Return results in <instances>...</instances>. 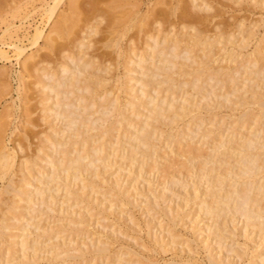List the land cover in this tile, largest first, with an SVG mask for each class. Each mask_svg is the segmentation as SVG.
Returning a JSON list of instances; mask_svg holds the SVG:
<instances>
[{
	"label": "rangeland",
	"instance_id": "rangeland-1",
	"mask_svg": "<svg viewBox=\"0 0 264 264\" xmlns=\"http://www.w3.org/2000/svg\"><path fill=\"white\" fill-rule=\"evenodd\" d=\"M26 1H24V0H0V45H1L2 49L4 50V52H7V54H8V56H6V55L0 56V125H1L0 126V132H1L0 133V135H1L0 141L2 139V141L5 142V146H6L7 150H9V151H12L17 146L18 147L20 146L19 148L17 147L15 149V152L18 153V154L15 153L16 157H15V160L13 163L15 166L13 165L11 168L12 170H9L7 172L8 174L6 173V175H8L7 177L5 175L6 178L3 179V176H2V178L0 176V187H2L0 190L3 191L4 186H6L8 183V179H10L11 177L15 179L17 176L16 179L18 180V178H20V176H22L21 174H24L23 172H26L25 175L27 174L28 176H32L33 179L40 177L42 175H44V176H42L41 181L43 180L44 177H46V179L44 178V182L40 181L41 182V183L39 182L40 186H38L39 183L35 182L36 179L34 180V182H35L34 183V182H32L33 180L30 181L31 177L27 176L26 179L23 178L22 180L23 181L28 180L29 183H33V184H31V185L27 184L31 189L28 186L27 187L24 186L25 189L27 188V190L30 191V193L33 190V192L31 193L33 195L34 192H35V194L37 193L36 190H34L37 187L40 190L43 189V188H40L42 186L44 188H46V187L49 188V190H51L53 188L52 192L55 190L53 192L55 195H53L52 192H51V194L55 198L54 199L52 198L53 199L52 200L49 197V200H48V196L51 195L50 193H49L50 195L49 194L47 195L48 189L44 190V192L46 191L45 192L46 195L43 192L44 197L42 194H39V193H37L36 195H33L32 196L33 199L35 198V196L37 198V199H35L36 201L33 200L35 202L32 201L33 204L32 203L30 204V202H28L26 200V197H27L26 195H22L21 196L22 199H20V198H18V196H16L17 198H14V199L16 201L20 200V202L17 201L18 203H20V204L17 203V206L18 207L20 206V208H19L20 210H16V209H18V207L15 209L16 211L13 209L16 213V216H14L15 213L14 212L12 213L13 210L7 208L6 204L3 203L4 197H6V199H7L8 194H10V192L8 193L6 190H4L5 194H3L0 191L1 192L0 199L2 197V200H3L2 203H0V208L3 209V211H4V209H6V210L8 209L7 211L5 210L4 212H6V213L5 214L3 213V216L0 215V217L2 216L3 218L7 219V221L4 219L7 222L6 224H8V225L10 224L9 228H8V226L6 227L7 233L9 232L7 235L8 237H6L3 233L0 232L2 234L1 236H3V237L0 236V264H35V263L37 264V261H38V264H167V263L168 264H215V263L216 264H260L261 258H260L259 253L262 250H264V241H262L261 237L258 235V230L256 228L254 230V228L250 224H248V226H246V224H244L245 220H243L245 218L239 216L240 214H237V213L234 214V212H236L233 209L234 203H231V205H233V208H232V206H230L231 208L227 209V210L231 211V212L229 211L230 213L229 212L227 213L226 212L227 210L225 212H222L224 210L222 209V211H221V209H220V211L222 213L219 212L220 216H221V217L219 216L220 218L218 217L219 219L217 218V219L213 220L212 218H209V217H211L209 213L203 212L206 210L201 209V206H204L206 202L211 201V197H210V194L208 193V191H206V189H202V188H206V185H207L206 175L204 176V174H209V173L211 174V172L207 168H206L207 171L205 170L203 173L201 172V170L194 171V170H198V169H196V167L199 168V166H200L198 164V160L197 161L195 160V162L191 161V163L189 162L190 164H188V161L185 160V157L179 156V155H181L179 148L180 147H181V149H182V147L185 148V146L187 144L184 141H186V142L190 141L192 138L191 142L192 143L194 142L192 145H195V143H196L197 145H195V146L201 147V148H199V149H201V151L207 150L206 152H203V153H207L210 150V148L215 146V144L212 143V142H215V140L214 141L212 140V138H211L212 136L215 137L216 139H220L219 141H220V143H222V141H225V142L230 141L231 142L233 137H238V136L242 137L243 135L252 136L251 133L255 134V133H257V130H258V134H261V132L262 133L264 132L263 131L264 124L262 125V123L260 121H259V123L255 122V124L258 123V124H256V126H254V124L251 122H246V125L243 128L242 127L243 125L239 121H238L239 122V124H238V122L236 120H234L235 114L237 113L236 114V116H237L239 114V112L242 111V109H244L248 106L247 100L249 99V97L247 95H249V93H251L253 91V88L256 89V87L257 88L261 87L263 89V87H264V82L258 81V80L264 81V78L260 79V78L255 77V76H251L250 72H248V71L246 72V70L247 69L250 70V68L245 69V72H246L245 74H244V70L240 69V74L238 75L236 73H239V71L236 72V70L239 68V66L235 65L239 61H240L238 63L239 65L246 62L248 59V54H249V57H253V55L256 56L260 52H261V54H259V55H264L263 54L264 46L263 47L261 46L262 43L264 44V39L262 38V37H264V35H263L264 34V8L262 7V4H263L262 0H258L259 3L257 0H246V2H244V0H240L241 3H243V5L240 3V1L237 2L236 0H205L206 1L205 3L206 4L208 3L209 7L208 8L205 7L201 11L198 8L199 10L197 11L198 12V15H197L198 19L199 18L202 19V20L199 19L200 23H199V20L197 19V17H196V20H192V18H186L182 14V7L184 6V4L185 5L189 4L190 0H127V1L126 0H62L60 2V4L58 5V7L56 8L54 15L52 16V18L50 20H48V16L45 13V10L49 6V4L52 3V0H26ZM71 1H75V2L77 1L78 2V3H75V6L73 7L74 9L72 7H69V5H71L70 3H74ZM195 1H197V0H195ZM177 2H179L180 5ZM76 4L79 5V7L76 6ZM119 4H120V6H119ZM177 4L180 7L174 6ZM259 4L262 8L259 6ZM173 7H174V9L172 10ZM175 7H177V9H178L177 11H176ZM68 8L72 9L74 11V13L71 12L72 10L70 11ZM14 9H15V11H14ZM109 9H111V10H109ZM174 10L176 13L174 12ZM203 12H204V16H206L205 18L203 17V15L200 17V14H203ZM68 13L73 14V15L70 16V15H68ZM137 13H139V14L141 13L140 17H138L139 14H137ZM172 13H174V14H172ZM144 14L148 15V17L146 18ZM63 15L64 16L68 15L65 17L70 18L69 21H67L68 19L66 20L67 22H69L68 24H70L71 22L74 21L75 25L71 24L72 25L71 28L73 30V31L72 30L71 31L74 33L69 32L68 34H71V33L72 34L68 35V36L66 35V37H63L64 40H62V38L60 41L56 39L57 42H56V40H54V42H53L54 45H52L53 46L52 47L50 43H47L48 41H46V39L51 34V30L54 28V26L58 22L59 18L63 17ZM244 15H245V17H244ZM207 16H208V18H207ZM143 17L146 18L145 21H143V19H144ZM158 17L162 18V19H160L162 21H160V20L158 21ZM183 17L185 18V20ZM139 18L142 19V21L145 23H143V22L141 23ZM243 18H246V19H243ZM133 19H135V20H133ZM189 19H191V20H189ZM241 19H243V20H241ZM255 19H257V20H255ZM153 21H155V23L157 25L155 23L154 24L151 23ZM182 21H185L184 22L185 24ZM160 22H162V23H160ZM240 22H242V24ZM257 22H260V23H257ZM238 23H239V25L240 24L244 25V23H245V25L243 27L240 25V27H241L240 28L239 26H237ZM97 24H98V26H97ZM160 24L162 26H160ZM186 24L188 25V27L187 26L184 27ZM255 24H256V26H255ZM114 25L115 26L117 25V26L115 27ZM194 25L196 26V28L199 27L197 29H201L203 32L205 31L204 35L210 34L212 36V34H213L215 36L216 32H220L221 29H223V30L226 29V31L222 30L223 34L220 32L221 33L220 36H219V33H217L218 38L221 40L220 37L222 35L225 37V35H227L229 32H230V35H228V36H230V37L232 36V37L230 39L229 37L227 38V36H226L225 37L226 39L224 38V39H222V41H219V40H216L217 35L215 37L212 36L215 39L213 41L211 40V42L219 41L220 45L217 44L218 42H216L215 44L213 43L214 44L213 46H212V43H210L211 46H210V44L209 45L207 44V46H204L205 43H204V41H202V39H204V38H202L204 35L201 36L202 31L200 30L201 32H199L197 29L195 30ZM218 25L220 28L219 27L216 28V26H218ZM135 26H136V28H135ZM141 26H142V28H141ZM170 26H172V27H170ZM43 27H44V30L42 33V37L38 40V42L35 43L33 37L36 33V28H43ZM193 27H194V29L192 30ZM253 28H254V30H253ZM212 29H214V30H212ZM92 30H96V33H95V31L93 33ZM228 30H229V32H228ZM230 30H232V32ZM239 30H240V32H239ZM120 31H122V33L124 32V34H123V37L120 35L119 36L120 38H119L117 35H119L118 32H120ZM158 31H159V33H158ZM194 31H196V33L199 32L198 36H201L202 39L201 38L199 39V37H197L196 34H194L195 33ZM249 31L250 32L254 31L255 33L251 32L254 34L252 36L250 35L247 38V36H248L247 34H250ZM156 32L158 35H156ZM241 32L242 33L245 32L244 34H242L243 36L242 35L239 36L241 34ZM122 33L120 32V34H122ZM224 33H226V34L224 35ZM231 33L234 35H231ZM187 34L188 35L190 34V36L192 38L194 37L193 41L195 42L194 43L195 45L192 43L193 41L190 40L191 37L188 36ZM154 35H156V36L150 37V36H154ZM207 35H205V36H207ZM244 36L246 37V38H244V42L249 41V42H246L247 44L244 42H241V39L243 40ZM113 37L114 38L117 37L120 40L119 39L118 40L113 39ZM149 37L152 38L151 41H150ZM156 37L159 39V41L157 39L159 44L167 43L169 45H172V44L177 42L180 45V46H178V48H180L182 50H180V49L176 50V48L174 50H176L179 55L181 54L179 52L185 53V50L187 51L186 53L189 54L187 49H189V51L191 50L190 54H189V56L191 55L190 58H189V56H187L188 54L186 55V53H185V55L184 54L181 55V56L184 55L183 58H181V56L179 57V59H178L179 61L177 59H172L173 61L176 60L177 62L176 61L175 62L177 64L179 62L181 63L182 61L184 64H186L187 59H188V63L190 61V63L193 64L192 60H190V59H193V61L195 59L194 62L196 63V61L198 59H199L198 61H200L203 58L202 57L200 59L199 57L205 55L204 60L206 57H208V59L206 58V60H209V58H211V57L213 58V59L209 60L208 64L209 65L211 63L212 64L207 69L208 71L205 70V72L207 71V73L208 72L210 73V70L212 71V69H213V68L211 69V66H213L215 68V69H213L215 73L218 70L221 73L223 71L225 72L226 69L222 70L220 68L223 65V68H225L224 66H226V67L229 66L228 68L230 71H228V72H230V74L232 72V73L240 76V78H242V76L244 75L243 77L245 78V76H247L248 79L247 78H245V79L243 78V80L238 79L241 82V83H238L239 81L236 79L238 76L235 75V77H236V78H234V79H236L235 82L233 80H231L234 83L233 82L230 83L231 81L229 79H227V78H230V74H229V76H227L228 75V74L226 75L227 71L225 73L223 72L224 74L222 73L223 76L220 74L222 76V78H220V75H218V74L215 75V73L213 72L214 73L213 75L215 77L218 76L217 83H218V81H221V86H220L219 83H218L219 84L218 85V84H216L215 81H213V82L210 81L211 79L213 80L214 76L212 78L209 76L207 77V73H203L206 75V76H204V75L203 76L207 77L205 79L202 76L206 80V83L204 82L205 80L203 78H202V81L200 79L199 82H203L204 85L206 84V86H204V89L205 88L206 89L205 90L203 89V90L205 92L208 90L207 91L208 93L206 92L207 94L204 92H199L200 93L199 94L193 90L189 91V89H192L191 82L188 85L181 84V86L184 85V87L181 88V86H180L179 91L177 90L178 88L175 89V87H173L175 89L174 90L171 87L170 89H172V91L177 90L175 92L176 95H175V93L172 94V92H170V94H169V92H168V97H171L172 95H174V97L176 99L178 97L179 100H176V101H178V103L181 104V106H183V104L185 106L187 104L189 105V101L192 102V103H190V105L192 104L191 106L190 105L187 106L188 108L189 107L190 108L189 109L186 108L187 110L185 109L186 113L189 112L190 115L185 114L184 117L187 116V118L188 117L190 118V116L192 114H195L194 116H196V117L194 118L192 115L194 120L190 118L189 119V120H191L190 122L187 120L186 117H185L186 120L182 117V119L184 121L179 120L180 122H176V124L178 123L177 126H181V127L177 128V126H175V129L176 128L181 129V131L183 132L182 133V132H180V130L178 132L177 129H176L177 130L176 131L174 128H172L176 124L173 121H170L171 123L172 122L174 123V125H173V123L171 125V123L169 122L170 116L168 114V113H171V111L170 112H169V110H168V112L166 111V115L168 114V118L166 116V117H163L161 120L163 121L164 118H167L169 123L166 122L167 120L164 121L166 125L168 123V125L166 126L164 124V122L162 123V121H161L160 123L163 124L162 127L165 128V126H166V131L168 133L171 132L173 135L180 134L184 141L182 139H181L182 140L181 141L180 138L178 137L180 135H178V136H176V138H178L177 140H179V141H175L172 139L169 141V143H167V141L165 140L166 141L165 142L163 139V137L166 139V137H165L166 131L164 128L162 130L160 129L162 132L165 131L164 132L165 134H163L162 132H161L162 133L161 135L158 134L159 136H157V137H159L158 138L159 140H160V137L162 136L161 141H160L161 143H159L161 146L157 143L159 145V147L157 145V147H158L157 151L158 152L156 153V157H155V154H152V157H148L147 161L145 160L146 166L144 165L145 167H143V168L146 170V172L144 169H142V170L139 169V163H138L139 161L138 160L134 161L135 163L136 162L137 163H136V165L134 163L133 165H135V166L131 167V164H129L130 161L128 160L127 156H123L124 154L128 155V152H129V150H128L129 145H126V144H128L126 142H128L127 139H128L129 134H130L128 132V130L130 131V129H132V127H131L132 125L129 126L130 128H126L127 132L124 133L125 135L120 134V133L125 132V131H123L125 129H122V130L120 129L119 133L115 129V131L118 134L117 133L115 134L114 130H113L110 138L107 137V139L105 138V140L102 139L105 141V143L109 142L108 144L106 143L107 147H103L104 152L102 151L103 158H104V156L107 155L105 157L106 163L104 160L103 161L97 160V163H98V161L101 163L100 165L102 167V170L99 169V171H101V172H99L97 169V171L99 173H96V174H94L93 172L92 173L89 172L90 175L88 173H84L87 178H88V176H90L89 179H87L88 181L85 179L86 178L85 177L84 179L86 180V182L85 181L83 182V180L82 181L79 180L80 182L78 181L77 183L72 182V181H74V179H70L71 178L70 176L66 177V175H64L65 174L64 171L62 173L61 172L62 170L59 168V166H58V168L60 169V173H59V171L52 170V169H56L57 166L55 168L52 166L55 164V162L58 163L59 157L61 158V156H62V155L60 156V154H61L60 152H62V149H61L62 146H60V148L58 147V149H56L57 143L54 140V138L57 139V138L64 137L65 139H68L66 137H67L68 133L71 132V131H69V129L72 128V127L71 128L67 127V125L65 124V121L62 117V113H64V111H66L65 113L68 112L65 109L70 108V107L67 108L68 106H70V103L72 104V107L80 104L79 107L77 106L78 109H80V110L82 109L80 107L84 106L82 111L85 109V105H87L90 109H92L90 104L88 105V103H87L90 101V99L87 101V99L84 100V98H82V97L83 96L86 97L87 95H88V97H90L89 95L93 92H96L97 89H98V91L96 92L97 94H96V96H94L95 100L98 97H99V100L102 99V96L104 95V94H102L103 92L106 94V91L107 92L111 91L112 94L110 92H108V94L110 93L111 95L110 94H109V96L104 95V97L110 98V96H111L112 98H114V95H115V97H117V99L120 98V101H119L120 103L119 102L118 103L120 104L121 108L124 109L125 107H128L126 105L124 107V103H125L124 101H126V99H128L125 94H127V96L128 95H130V96L135 95L137 98V95H139L141 93L140 90L138 89L140 87V86L138 87V84L140 85V83H138V81H137V77L141 75L140 74L141 70H139V69L137 70V67H139L137 64L135 65V66H137L136 68L133 65V63H136L135 60L137 59L134 57L136 55H137L136 57H139L141 55L145 59L144 64H146L147 61L149 62L150 59L149 60H147V59L149 58L148 55L151 54V50H150V48H148L149 51H148V54L146 57L145 55H146V52L148 49H147V47H145V45H147V46L151 45L153 42V38H156ZM212 37H211V39H212ZM239 37H240V39H239L240 42L235 43L234 39H235V41L236 40L239 41L237 39ZM249 38H250V40H249ZM260 38H261V42L259 41ZM58 39H60V38L58 37ZM112 39H113V41L117 40V44H115V42H113L115 45V48L113 47L114 45L111 42ZM148 39L151 42V44H150V42L147 41ZM246 39H248V40H246ZM103 40H104V43L106 45L103 43ZM133 40H134V43L132 42ZM161 40L163 43L161 42ZM163 40H165V43ZM166 40L169 41L170 43H168ZM195 40H198L199 44H198V41H195ZM209 40H210V38H209ZM223 40H225V41H223ZM230 40H233L234 43H232V41L230 42ZM82 41H83V43H86V47L84 46L85 48L82 46L85 50L83 48H81V45L83 44V43H81ZM90 41H92V42H90ZM119 41H120L121 46L118 44ZM172 41H174V42H172ZM130 42H132V44ZM202 42H203V44H202ZM221 42L222 43L226 42L228 44L222 45ZM13 43L18 44L20 47H24L25 51L22 54H18V52H15L16 47L14 46ZM110 43H112V46H110L111 45ZM177 43H176V46H177ZM190 43L193 44L192 45L193 48H191L192 46H190V48H189ZM196 43H197V46H196ZM239 43H241V44L243 43L245 45H241V44L239 45ZM102 44H104V46H102ZM108 44H110L109 47H108ZM129 44H131V45H129ZM234 44H238V46L237 45L234 46ZM10 45H12L14 47H12V46L10 47ZM246 45H247V48L244 47ZM257 45H259L258 48L256 47L257 50L259 51L258 53H256L257 50L255 48V46H257ZM209 46H210V48H209ZM232 46L234 47V49L236 47L241 48L243 46V49L242 48L241 49L236 48V51H234V54H235V56H238V58L235 60V56H234L233 62H232V60L230 61L229 59H228V61H230V62H225L228 58L227 56L226 57L224 56L226 54L225 52L227 49L229 50L230 48H233ZM225 47H226V50L222 49ZM117 48L120 50L118 51ZM143 48H145V50H143ZM51 49H53V50H51ZM86 49H88V51ZM116 49L119 52V54L122 52L120 57H119V54L117 53ZM203 49H205V50H203ZM144 51H146V52H144ZM176 51H174V52H176ZM252 51H253V54H251ZM127 52H129V54H127ZM236 52L238 55L236 54ZM239 52L242 53V55H244L243 58H242V56H239L240 55ZM254 52L256 53V55ZM133 53L134 54L137 53V54H135V56H134ZM170 53L171 52L168 51L167 54L170 55ZM64 54H66V56ZM178 54H177V56H178ZM201 54H203V55H201ZM68 55H70V57L71 56L73 57V58H70V60L74 59V61L72 60L73 63H72V61L69 60ZM169 55H167V56H169ZM31 56L34 59L33 58L31 59L30 58ZM222 56H224V57H222ZM62 57H63V59H62ZM67 57H68V60H67ZM81 57H82V59H81ZM185 57L186 58L188 57V58L184 59ZM173 58H176V57H173ZM224 58H226V60ZM131 59L133 61H131ZM223 59L225 60L224 61L225 63L223 62ZM244 59H246V61ZM38 60L41 62V64L39 63V65H41L42 68H43V66H45L46 70L45 69H42V71L39 70V69H41V67L39 65L38 66L36 65V64H38V63H36ZM108 60H110V61H108ZM234 60H235V62H234ZM80 61H81V63H80ZM106 61H107V63H106ZM76 62L82 65V67H81V65L78 64L80 67V70L77 69L78 71L76 70V73H75L76 77L78 78L77 80H79L80 78L81 79L78 82L76 80L75 84L73 83L74 86L72 84L73 87L70 86V84H69L68 86H70L71 88L70 87L68 88L66 85H62L64 87L66 86V90L64 87L62 88V86H60L62 91L64 90V92H60V93L61 94L63 93L62 95L69 97V101H71V102L66 106V103H67L66 97H65L66 100L64 99V96L60 97L59 100L63 98L64 100L62 99V102L66 101V103L63 102L66 107L63 104H61V106H59L58 103L60 104L61 100H60V102H57V100H56V99H58L56 96L59 94V92L56 93L57 90L55 92L51 89L53 87L49 86L50 81L46 80L49 78H45V77H48V73L50 75L51 72L55 71L52 73L53 74L52 77H54V76H56V77L55 78L50 77L51 78L50 80H52V79L57 80V78L59 77L58 79L59 80L61 79V81H62L65 78V76L70 75L69 74L70 70L74 69L73 67H75V65H77ZM92 62H95V64ZM131 62H133V63H131ZM231 62L235 63L234 68L236 66H238V68L236 67L237 69L236 68L233 69L231 67V66H233ZM85 63L86 64L88 63V65H86ZM127 63L129 66L127 65ZM195 63L193 64V66H195ZM22 64H24V65L28 64L30 67L28 66V68H27L28 70L27 69L23 70ZM33 64L36 65V67L35 66L34 67L38 71H41L42 74L39 73L37 70L34 72L35 69L31 70V69H33ZM42 64H43V66H42ZM64 64H65V66H63ZM83 64L85 65V67H83L84 66ZM224 64H227V65H224ZM245 64H247V63H245ZM245 64H243V66ZM133 66H134V68H133ZM218 66H220V67H218ZM62 67H65V68L68 67V68H66L67 71L69 69V72L67 73V75L65 73L61 72V71H64V70H62L63 69ZM81 68L83 69L82 71H81ZM86 68H88V69H86ZM173 68L176 69L175 67H173ZM216 68H217V70H216ZM240 68H242V66ZM243 68H246V67L244 66ZM84 69H86V71ZM43 70H45V71H43ZM31 71L34 73H31ZM46 71H48V72H46ZM36 72H37V74H36ZM147 72L149 73L150 71L148 70ZM44 73H46V74H44ZM55 73H57V74H55ZM105 73H107V74H105ZM217 73H219V72H217ZM175 74H174V76H175ZM38 75L42 76V77L40 76L42 78V80H40L41 79L40 77H37ZM103 75L106 77H104ZM225 75H226V77H224ZM248 75H250V76H248ZM158 76L160 78L161 75H158ZM177 76H178V74L175 77L177 78ZM180 77L181 76L179 75L178 78H180ZM252 77L255 78V85L254 86H256V87L251 86L252 87L251 88L250 85H248L247 83H250V81L251 82L253 81L254 78H252ZM209 78H210V80H209ZM219 79H221V80H219ZM224 79H226V80H224ZM246 79L250 80V81L249 82L246 81L247 82L246 84L244 83V85H246L245 88L247 90H249L247 87H250V90L252 89V91L249 92L250 90L247 91L246 89H244V91L246 90V92L248 93L246 95L248 97V99L246 100V103H241L242 102L241 98H243V97L240 98L239 96L241 95V93H242L241 96H243L244 91H242L241 89H238L237 87H242V85H243L242 83L245 82ZM84 80L85 81L87 80V81L85 82ZM93 80H95L94 82H100L101 86L99 85V87H97L96 85L95 86L92 85L94 88L97 87V89L90 88L91 87L90 82ZM96 80H98V81H96ZM129 80H131V82H129ZM178 81H179V79H178ZM207 81H208V83H207ZM222 81H224V83ZM134 82H135V85H133ZM77 83H78V85H77ZM93 83H91V84H93ZM136 83H138V84H136ZM235 83H236V85H235ZM94 84H96V83H94ZM123 84L125 86H123ZM166 84H165V86L163 85V87H162V84L161 85L159 84V86H161L162 89L160 87H158L161 89V91L159 89L160 92H158V96L163 95L162 94L163 90H165V91H163L164 94L167 93L166 92V88H167ZM257 84H258V86H257ZM76 85L81 87L82 90L80 91V88H79V92H78V88ZM120 85H122V86H120ZM214 85H216L215 88H213ZM48 86L50 87V89L48 88ZM119 86H120V89H119ZM222 86H224L223 90H222V88H220ZM229 86H230V88H229ZM54 87H56V86H54ZM57 87H59V86H57ZM86 87L90 88V90H92V92L89 93L90 90L88 88L87 89L89 91L86 90L85 89ZM121 87L122 88L124 87L127 89L123 90L124 88L122 89ZM132 87L135 89L133 90ZM231 87L232 88L236 87V89L235 88L232 89ZM60 88H57V89H60ZM75 88H77V89L75 90ZM261 88H259V89L262 90ZM53 89H55V88H53ZM117 89H118V91H117ZM128 89H130L129 91L132 90L130 94H128L129 93V91H127ZM167 89L170 91L169 88H167ZM229 89L231 90V92H232V90H234V91L236 90V92H237V90H240V92H239L240 95H238V92L235 95L234 94L235 92H234L233 93L234 95L231 94V96H229V93H230ZM122 90L125 94H123ZM137 91H138V93H137ZM210 91H212V93ZM262 91H264V90H262ZM178 92H181L183 95L181 93H178ZM184 92H186V93L188 92L189 95L184 94ZM246 92H244V94ZM65 93L66 94L68 93V94L66 95ZM195 93L197 94V98L195 97L196 96ZM210 93L212 95L209 96L208 94H210ZM227 93L229 96V100H228ZM79 94H80V96H79ZM201 94H203V95H201ZM81 95H82V97H81ZM91 95L93 96V95H95V93L91 94ZM185 95H187L189 97H190V95H191V97H193V95H195V96L192 99H191V97L190 98L187 97L188 98L187 100H189V101L187 102V100H186V102L184 101L182 103V101L186 99ZM204 95H207L208 98ZM92 96H91V98H92ZM130 96H128V97H130ZM202 96H204V97H203V100L201 98V100H202L201 101V100H199V98ZM58 97H59V95H58ZM70 97L72 98V100ZM78 97H80V99ZM88 97H86V98H88ZM104 97H103V99H104ZM48 98L51 100H49ZM204 98L207 100H205ZM224 98L227 100H225ZM239 98H240V101L238 100ZM43 99H45V100H43ZM243 99H245V98H243ZM197 100L200 102H198ZM223 100H225V102ZM72 101L74 103L77 101L78 104L73 105L74 103ZM85 101H87V102H85ZM96 101L98 102V99ZM176 101L174 100V104ZM231 101H233V102H231ZM83 102L87 103V104H83ZM195 102L196 103L198 102L199 106L201 103L200 109H199L198 104H196ZM209 102H210V104H209ZM219 102H220V104H219ZM178 103L176 102V104H178ZM206 103L208 104L209 107L207 106ZM194 104L196 106H198V107H194V109L195 110L199 109V111H197V110L196 111L199 112L200 115L198 113H197L198 115L196 113H194V112H196L194 109H193L194 112L190 111L193 108V106H195ZM238 104L241 106H239ZM178 105H176V106H178ZM211 105H213V106H211ZM236 105H238V107L241 109H239ZM242 105H245V106H242ZM250 105L253 106L254 104H250ZM87 106H86V109H88ZM56 107H58V108L55 109ZM203 107H204V109H202ZM211 107H212V109H211ZM207 108H209L210 110H208ZM76 109L73 108L74 112H76L75 111ZM78 109H77L78 114H81V113H79L80 110H78ZM86 109L84 110V112L86 111ZM177 109H178V107H177ZM125 111H127V109ZM211 111H212V114H211ZM128 112H129V110L127 111V113ZM208 112H209V114H208ZM85 114H86V112H85ZM202 114H206V115H202ZM82 115H84V114H82ZM82 115H80V116H82ZM208 115H209V117H207ZM221 115L223 117L226 115L224 122H220L222 119H224ZM143 116L144 115H141V117L140 116H138V117H140L139 119H141ZM204 116H206L207 118ZM214 116H215V121H213ZM77 117L79 118V115H77ZM78 118L76 121H78ZM136 119H137V117L135 118V120ZM192 120H193V122H192ZM196 120H198V121H196ZM201 121H203V124H201L202 126L199 125L201 123ZM210 121L212 124L215 123L214 126H216V128H218L217 124H216L217 122H218V125H219V123H221V124L224 123L223 124L224 127L221 125L223 127V129L220 126L221 128L220 129L218 128L219 130L217 129L218 133L217 132L215 133V131H216V130L214 131L215 128L212 129V131H213L212 136L210 135L207 138V137H204L201 133H203L205 131V130H202V129H205L203 125H206V126L209 125L208 128H210V126H211ZM234 121H236L237 123ZM181 122H182L183 126L181 125ZM185 122L189 123L190 126H187V125L185 126V124H186ZM228 122H230V123H228ZM86 123L87 122L84 121V125H86ZM157 123H159V122L155 121V124H157ZM208 123H210V124H208ZM247 123H249L250 125H248ZM31 124H33L34 126ZM135 124H137V123H135ZM195 124L199 125L200 128H202L201 129L202 132L199 129V126H195ZM229 124L230 125L232 124V125L230 126ZM234 124L235 125L237 124V126H235ZM159 126H160V124H159ZM249 126H252V127L254 126L252 131H251L252 127H249ZM259 126L262 127L261 128L262 130L260 129ZM185 127H188L191 132L188 131L189 129L187 130V128H185ZM194 127H196V128H194ZM211 127L213 128V126H211ZM230 127H232L231 129L238 130V133L239 132H241V133L238 134L237 131H235V130H229ZM238 127L240 129H238ZM257 127H259V129ZM2 128H3V131L6 130L4 132L5 138H3L4 135L2 137V134H3V131L1 130ZM91 129H93V128H91ZM196 129H198V130L194 131ZM242 129L245 131H243ZM93 130H95V129H93ZM241 130L244 133L246 131L247 132L244 134ZM260 130H261V132H259ZM41 131H42L43 135H41L42 134ZM63 131L67 135H65L63 133ZM232 131H233V133H232ZM89 132L92 133V130ZM225 132H226V134H224ZM228 132L229 133L231 132V134H229ZM248 132H250V134H247ZM83 133H85V131ZM127 133H129V134H127ZM175 133H177V134H175ZM193 133H195V134H193ZM86 134H89V133L86 132ZM86 134H84V135H86ZM237 134H238V136H237ZM47 135L49 137V140L51 139L50 140L51 142L49 140L44 141V137H45V139H48ZM58 135H60V136H58ZM114 135L116 137H119V138L124 135L123 138H125V137H127V138H125L126 140H124V139L122 140L121 139L122 137H121L120 138L122 141V144H121L120 139H118V138L115 139ZM227 135L229 136V138L232 135V137L230 138L231 140L228 137H226ZM52 136H54V137H52ZM220 136L222 138H218ZM223 136H225L224 137L225 139L223 138ZM9 137H10V139H9ZM73 137H74L73 140H75V136H73ZM113 137H114V140L112 139ZM64 138H62V139L65 140ZM71 138L69 137V139H71ZM201 138L202 139L206 138L205 139L206 142H205V140H203L201 142ZM210 138H211V140H209ZM52 139L55 141V143H54L55 146H54V144L53 145L51 144L53 141ZM78 139L79 138L77 137L76 140H78ZM110 139L113 141H111ZM102 140H100V141H102ZM67 141H69V140H67ZM71 141H72V139H71ZM98 141L97 140L94 141L95 145L101 144L100 141H99V143H96ZM114 141H116V142H114ZM171 141H173V142L171 143ZM75 143H77V142L75 141L74 144ZM102 143H104V142H102ZM105 143H104V145L103 144L102 145L106 146ZM118 143H119V145H118ZM205 143H206V145H205ZM209 143H211V144H209ZM220 143H217L216 147H214L213 150L215 153H216V151L221 153L222 151H224L226 148H228L231 145L228 142L227 146H226V143H223L220 146L219 145ZM49 144H51L54 149L52 148V146L50 148ZM64 144H65L64 146L66 147L67 144L66 143H64ZM74 144L72 142H68L67 146L69 148L71 147V149H72L74 147ZM77 144H79V143H77ZM93 144H91V145H93ZM212 144H213V146H212ZM95 145H93V146H95ZM38 146H41V148L43 147L41 151H40L41 148L39 149ZM174 146H175V148H174ZM217 146H218L220 151L219 150L215 151V148H217ZM75 147H79V145H75ZM125 147L128 151L125 150ZM36 149L37 150L39 149L40 152H38ZM52 149L55 150L54 153H53ZM20 150H21V152H20ZM56 150H57V152H56ZM72 150H71L70 155L75 153L74 150H73V152H72ZM176 150H177V152H176ZM214 152L212 151V154ZM121 153H123V154H121ZM178 153H179V155H178ZM209 153H211V152L209 151ZM217 153L215 154V156L219 154V153L218 154ZM29 154L33 158H30L31 156ZM50 154H52V155H50ZM27 155H28V158L26 157ZM33 155H35V156H33ZM37 155H38V158L41 157V159L39 158L38 161H36ZM44 155H45V157H46V155H48V156H50V158H47L48 156L45 158V157H43ZM120 156L124 157V158L126 157L125 159H127V160H125L124 158L123 159L119 158ZM136 156H138V154ZM159 156H160V158H159ZM175 156L178 158L176 159ZM25 157L27 158L26 160L29 159L30 162L32 160L33 161L35 160L34 161L35 163L42 160L41 162H39V164L41 163V168L38 169V167H40V166H38V165L34 166L33 163L29 164L30 162L26 161L24 159ZM116 157H118V158H116ZM182 157L184 158V160L182 159ZM22 158L28 164L26 162L24 163ZM153 158H155V159H153ZM157 158L160 159L161 161L158 160ZM171 158L174 161V163L175 162H177V163L176 164H170V166H171L170 167L167 165L170 163L169 161H172ZM148 159H150V160L152 159L151 160L152 163ZM52 160H55V161H52ZM153 160H154V162L156 161L157 164L159 162L158 167L155 164L156 162L154 163ZM175 160H178V161H175ZM182 160L184 162L186 161L185 163H187V166ZM173 161L171 163H173ZM148 162H149V164H148ZM182 162L186 166L184 168V166H183L184 164L182 165L183 170L181 169L182 168V166H181ZM18 163L20 165H18ZM22 163L25 164V166H23ZM194 163L196 165L195 167L193 166ZM106 164H107V166H106ZM147 164L150 166L147 167L148 166ZM161 164H162V168L159 167V165L161 166ZM165 164H167V165L165 166ZM234 164H235V162H234ZM28 165H30V167H32L31 165H33L32 168L37 167V169L35 168L37 171L35 169H33V171H32V168H30L31 170L29 171V169H27V167H26ZM96 165L99 168H101L100 165H98V164H96ZM178 165H180V166H178ZM188 165H190L191 167L193 166V168H195V169L194 170L193 169L191 170V168L189 169ZM17 166H19V170H18ZM21 166H22V168L25 167V169H22ZM103 166L104 167L106 166V167L104 168ZM164 166H165V168H164ZM207 166H208V162H207L205 167H207ZM107 167H109V168L107 169ZM149 168H151V169H149ZM186 168L191 170L192 172L191 173H190V171L188 172V170ZM103 169H107V170H103ZM13 170H15V172H14L15 176L13 175ZM22 170H23V172L21 173L20 171H22ZM51 171H52V173H51ZM53 171L59 177L56 174L54 175ZM9 172H10V175H9ZM37 172L39 173V175L41 173H43V174L38 176ZM161 172H163L164 174ZM165 172H169V174L168 173L165 174ZM145 173H147V174H145ZM193 173H194V176H193ZM195 173H200V174H195ZM93 174H94V176H92ZM187 174H188V177H187ZM11 175H13V176H11ZM61 175H62V177H61ZM34 176H36V177H34ZM56 177H57V179H59L60 182H62L61 183L62 185L61 184H59L60 186L57 185L60 182L56 179ZM60 177L63 179L61 180ZM173 177H175L174 179H177V180L175 181L173 179ZM181 177H183L184 179ZM201 177H205V178H201ZM224 177L226 178V180H229L227 178L228 175H226ZM53 178H54V181H53ZM169 178H171L172 181L170 180V182H168ZM198 178H200L202 181H200V179H198ZM1 179H3V180H1ZM47 179L49 181H47ZM65 180H66L67 185H65ZM99 180H100V182H99ZM104 180H105V182L107 181V183H105ZM226 180H224V182L228 183V181H226ZM262 180L259 179L258 182H260ZM37 181H39V180H37ZM179 181H181V182L179 183ZM204 181H206V182H204ZM69 183H70V185H69ZM87 183H88V185H87ZM112 183H114V185ZM225 183H224V185L227 186V183L226 184ZM229 183H231V182H229ZM83 184H85V186L81 187V185H83ZM66 186H68V189H66L67 188ZM115 186H116V189H115ZM71 187H72V189H71ZM87 187H88V189H87ZM118 187H120V189ZM82 188H84V190L86 189V191L84 192ZM110 188H111V190H109ZM112 188H114L115 190ZM152 188L155 189L154 192H153ZM196 188L198 191L196 190ZM112 190H114V192L116 194H118L117 191L119 192V190H121V192H120L121 194L119 193L118 196L116 194L114 195ZM122 192L125 194H123V196L121 197ZM146 192L147 193L149 192V193L147 194ZM156 192H157V194L160 195V197L156 194L158 197H157V199L156 198L154 199V197H156L155 196ZM160 192H161V194H160ZM79 193H82V194H79ZM152 193H154V196ZM192 193H194L195 195L197 194V196H194V194L192 195ZM109 194L111 196H108ZM41 195H42V197H41ZM39 197L43 198V201H41L42 202L41 205H40V200H42V199ZM45 197H46V199H44ZM74 197H75V199H73ZM120 197L122 198L121 200H120ZM146 197H147V199H146ZM77 198H78V200H77ZM46 200L50 201V202H47ZM156 201H158V203H156ZM121 202H122V204H121ZM199 202H201V203H199ZM36 203H38V204H36ZM48 203H50V204H48ZM155 203L157 204V206ZM42 204H44V205H42ZM201 204H204V205H201ZM68 206H70V207L68 208ZM199 207L201 210L199 209ZM31 208H34V209H31ZM231 209H233L234 212ZM10 210H11V212H10ZM71 211L72 212L74 211V212L72 213ZM2 212H0V213H2ZM17 212H19L20 214L19 213L17 214ZM174 212L178 213V214H175ZM204 213H205V215H204ZM223 214L225 216H223ZM236 214H237V216H236ZM12 215L15 218H13ZM80 215H83L84 219H86V218L89 219L88 220L89 222L86 220L87 221V222H85L86 225L83 223L84 220L82 219V216H80ZM170 215H172L173 217H171ZM231 215L234 216L235 218H233ZM229 216H230V219H229ZM72 217H74V218H72ZM80 217H81V219H80ZM225 217L226 218L228 217V218L226 219ZM170 218H173V220H172L173 225H172L171 220H169ZM18 219H20V220H18ZM223 219L225 221H223ZM70 220L73 222L75 220L77 225L75 222L73 223ZM230 220H231V222H229ZM233 220H234V222H233ZM209 221H210V223H209ZM65 222H68L67 223L68 226H64V225H66ZM213 222H216V223H213ZM63 223H65V224H63ZM81 223H83V224H81ZM167 223H168V225H167ZM229 223H231L232 225ZM70 225H71V227H70ZM229 225H230V227H229ZM234 225L238 226V227L235 228ZM77 226H78V228H77ZM87 226H89V227H87ZM41 227L43 228V230ZM214 227L216 228V230ZM217 227H218V229H217ZM38 228H40V229H38ZM75 228H76V230H75ZM169 228H171L172 230L174 228V230L170 231ZM8 229L10 231H8ZM45 229L47 230L45 232V233H47L46 235H45V233H43L45 231ZM213 229L215 230L217 235L214 234L215 232H213ZM6 230L4 229L5 233H6ZM79 230H81V231H79ZM232 230H234V231H232ZM38 231L40 232L39 235H38V233H39ZM74 231H75V233H74ZM219 231H220V233H219ZM28 232H29V235H28ZM79 232L82 235L79 234ZM232 232H234V233H232ZM12 234H13V236H12ZM23 234H27V236H25V235L23 236ZM78 235H80V238ZM45 236H46V238H45ZM81 236H82L83 240H82ZM172 236H174V237H172ZM48 237H50L52 240ZM7 238H11V239H7ZM221 238H223V239H221ZM260 241H262V244ZM32 242L33 243L36 242V243L33 244ZM21 243H23L24 245H22ZM26 244H27V246H26ZM160 244H161V246H160ZM35 245H37V247ZM101 247H102V249H101ZM252 247L254 248V250H256L255 252H254V250H252L253 249ZM104 249H106V250H104ZM95 250H96V252H95ZM99 250H101V251H99ZM239 250H241L242 252ZM248 250H251V251H248ZM209 251L212 252V255H213L212 258L209 257V253H210ZM243 251L246 252L245 256H244L245 253ZM97 252H99V254ZM217 254H219V255H217ZM34 255H37V256H34ZM32 256L35 258L37 257V258L36 259L33 258L34 261L30 262L33 260V259H31ZM258 256H259V258H258ZM26 257H28V259ZM254 257L256 259H254ZM211 259L213 261L218 260V262H213ZM229 259H230V261H229ZM258 259H259V261H258ZM248 260H250V261L248 262Z\"/></svg>",
	"mask_w": 264,
	"mask_h": 264
},
{
	"label": "bare ground",
	"instance_id": "bare-ground-1",
	"mask_svg": "<svg viewBox=\"0 0 264 264\" xmlns=\"http://www.w3.org/2000/svg\"><path fill=\"white\" fill-rule=\"evenodd\" d=\"M24 1H26V0H24ZM62 0H52V3H50L49 4V6L46 8V10H45V13L47 14V16H48V20H50L51 18H52V16L54 15V12H55V10H56V8L58 7V5L60 4V2H61ZM127 1V0H126ZM195 0H190V2H189V4H187V5H185L184 4V6L182 7V14H183V16L184 17H186V18H192V20H196V17H197V15H198V10L200 9V11L202 10V9H204L205 7L206 8H208L209 7V5H208V3L206 4L205 2V0H197V1H195ZM237 2H239L240 0H236ZM258 1V0H257ZM256 1V2H257ZM27 2V1H26ZM71 2H74V3H70L71 5H69V7H74L75 6V3H78L77 1L75 2V1H71ZM120 2V1H119ZM243 2V1H242ZM244 2H246V0H244ZM262 2H263V4H264V0H262ZM178 4H179V2H177ZM240 3H241V1H240ZM258 3H259V1H258ZM47 4V3H46ZM113 4V3H112ZM178 4L177 5H174V6H177V7H180V6H178ZM242 5H243V3H241ZM261 4V3H260ZM260 4H259V6H260ZM262 4V7L264 8V5ZM180 5V4H179ZM205 5V6H204ZM76 6H78L79 7V5H77L76 4ZM119 6H120V4H119ZM182 6V5H181ZM241 6V5H240ZM18 7V6H17ZM112 7V6H111ZM117 7V6H116ZM125 7V6H124ZM133 7V6H132ZM172 7V6H171ZM177 7H175V9H176V11L178 10L177 9ZM213 7V6H212ZM211 7V8H212ZM261 7V6H260ZM261 7V8H262ZM115 8V7H114ZM127 8V7H126ZM199 8V9H198ZM19 9V8H18ZM22 9V8H21ZM69 9V8H68ZM74 9V8H73ZM77 9V8H76ZM79 9V8H78ZM174 9V7L172 8V10ZM70 11L72 10V9H69ZM80 10V9H79ZM109 10H111V9H109ZM147 10V9H146ZM152 10V9H151ZM210 10V9H209ZM208 10V11H209ZM14 11H15V9H14ZM69 11V12H70ZM169 11V10H168ZM204 11V10H203ZM71 12H73L74 13V11L72 10ZM70 12V13H71ZM128 12V11H127ZM137 12V11H136ZM174 12H175V10H174ZM70 13H68V15H70V16H72L73 14H70ZM171 13V12H170ZM176 13V12H175ZM206 13V12H205ZM122 14V13H121ZM127 14V13H126ZM133 14V13H132ZM137 14H139V13H137ZM136 14V15H137ZM141 14V13H140ZM140 14H139V16L138 17H140ZM148 14V13H147ZM151 14V13H150ZM161 14V13H160ZM169 14V13H168ZM172 14H174V13H172ZM68 15H65V16H68ZM143 15V14H142ZM145 15V14H144ZM203 15V17L205 18L206 16H204V12H203V14H200V17ZM64 15H63V17H61V18H59V20H58V22L55 24V26H54V28L51 30V34L49 35V37L46 39V41H48L47 43H50L51 44V46L52 45H54L53 44V42H54V40H61V38H62V40H64V38L63 37H66V35L68 36V35H71L72 33H74V32H72L73 30H72V25L71 24H74L75 25V23H74V21L73 22H71L70 24H68L69 22H67V21H69L70 20V18H68V17H65ZM113 16V15H112ZM176 16V15H175ZM182 16V15H181ZM212 16V15H211ZM77 17V16H76ZM120 17V16H119ZM118 17V18H119ZM136 17V16H135ZM134 17V18H135ZM142 17V16H141ZM145 17L147 18L148 17V15H145ZM150 17V16H149ZM157 17V16H156ZM179 17V16H178ZM183 17V18H184ZM244 17H245V15H244ZM247 17V16H246ZM137 18V17H136ZM135 18V19H136ZM144 18V17H143ZM146 18H144L143 19V21H145L146 20ZM207 18H208V16H207ZM212 18V17H211ZM248 18V17H247ZM58 19V18H57ZM68 19V20H67ZM135 19H133V20H135ZM140 19V18H139ZM138 19V20H139ZM160 19H162V18H159L158 17V21L160 20ZM171 19V18H170ZM180 19V18H179ZM197 19H198V17H197ZM200 19V18H199ZM198 19V20H199ZM243 19H246V18H243ZM243 19H241V20H243ZM67 20V21H66ZM105 20V19H104ZM184 20H185V18H184ZM188 20V19H187ZM189 20H191V19H189ZM200 20H202V19H200ZM200 20H199V23H200ZM255 20H257V19H255ZM260 20V19H259ZM119 21V20H118ZM132 21V20H131ZM140 21H141V23L143 22L142 21V19H140ZM157 21V20H156ZM160 21H162V20H160ZM173 21V20H172ZM204 21V20H203ZM213 21V20H212ZM67 22V23H66ZM77 22V21H76ZM100 22V21H99ZM120 22V21H119ZM122 22V21H121ZM134 22V21H133ZM138 22V21H137ZM183 23L185 22V21H182ZM195 22V21H194ZM197 22V21H196ZM244 22V21H243ZM131 23V22H130ZM143 23H145V22H143ZM151 23H155V21H153V22H151ZM159 23V22H158ZM160 23H162V22H160ZM212 23V22H211ZM237 23V22H236ZM241 24H242V22H240ZM257 23H260V22H257ZM256 23V24H257ZM115 24V23H114ZM119 24V23H118ZM125 24V23H124ZM156 24V23H155ZM180 24V23H179ZM185 24V23H184ZM240 24V25H241ZM256 24H255V26H256ZM73 25V26H74ZM143 25V24H142ZM157 25V24H156ZM172 25V24H171ZM236 25V24H235ZM240 25H239V23H238V25L237 26H239L240 27ZM244 25H245V23H244ZM244 25H241L242 27L244 26ZM97 26H98V24H97ZM111 26V25H110ZM115 26V25H114ZM117 26V25H116ZM115 26V27H116ZM137 26V25H136ZM136 26H135V28H136ZM160 26H162L161 24H160ZM159 26V27H160ZM173 26V25H172ZM172 26H170V27H172ZM188 27V25L186 24L184 27ZM230 26V25H229ZM10 27V26H9ZM17 27V26H16ZM77 27V26H76ZM144 27V26H143ZM175 27V26H174ZM194 27H195V30L197 29V28H199V27H197L196 28V26L194 25ZM194 27L192 28V30L194 29ZM214 27V26H213ZM217 27H219V25L218 26H216V28ZM222 27V26H221ZM141 28H142V26H141ZM140 28V29H141ZM158 28V27H157ZM220 28V27H219ZM237 28V27H236ZM241 28V27H240ZM255 28V27H254ZM254 28H253V30H254ZM74 29V28H73ZM95 29V28H94ZM128 29V28H127ZM171 29V28H170ZM183 29V28H182ZM232 29V28H231ZM43 30H44V27L43 28H36V33H35V35H34V42L36 43V42H38V40L42 37V33H43ZM72 30V31H71ZM89 30V29H88ZM110 30V29H109ZM126 30V29H125ZM158 30V29H157ZM161 30V29H160ZM163 30V29H162ZM199 32H201L202 30L201 29H197ZM201 30V31H200ZM212 30H214V29H212ZM222 30L223 29H221V33L223 34V32H222ZM233 30V29H232ZM232 30H230L231 32H232ZM94 31H95V33H96V30H92V32L94 33ZM133 31V30H132ZM223 31H226V29L225 30H223ZM235 31V30H234ZM242 31V30H241ZM69 32H72L71 34H68ZM91 32V33H92ZM99 32V31H98ZM102 32V31H101ZM117 32V31H116ZM121 33H122V31H120ZM120 32H118L119 33V35H117L118 37L121 35L122 37H123V34H124V32L122 33V34H120ZM177 32V31H176ZM191 32V31H190ZM195 33L194 34H196V36L197 37H199V39L201 38V36H203L204 35V32L202 31V34H201V36H198V33H196V31H194ZM210 32V31H209ZM220 32H216V35H217V33H219V36L221 35V33ZM228 32H229V30H228ZM236 32V31H235ZM239 32H240V30H239ZM251 32H254V31H251ZM250 31H249V33L250 34H247L248 36H247V38L251 35H253L254 33H251ZM12 33V32H11ZM113 33V32H112ZM117 33V34H118ZM152 33V32H151ZM158 33H159V31H158ZM170 33V32H169ZM234 33V32H233ZM237 33V32H236ZM245 33V32H244ZM244 33H242L241 32V34L239 35V36H241L242 34H244ZM182 34V33H181ZM215 34V33H214ZM226 33H224V35H225ZM235 34V33H234ZM234 34H232L231 33V35H234ZM111 35V34H110ZM156 35H158L157 34V32H156ZM156 35H154V36H150V37H155ZM168 35V34H167ZM184 35V34H183ZM188 35V34H187ZM200 35V34H199ZM205 35H207V34H205ZM203 36L202 38H204V39H202V41H204V43H205V45L204 46H207V44L209 45L210 43H212V46L216 43V42H218L217 44H219L220 45V43H219V41H222V39H224L226 36H227V38L229 37L230 39H231V37L230 36H228V35H230V32L227 34V35H225V37L222 35L220 38H221V40L218 38V35L216 36L217 37V39L216 40H219V41H215V42H211V40L213 41L215 38H213L212 36H214L213 34H212V36L209 34V35H207V36ZM238 35V34H237ZM262 35V34H261ZM264 35V34H263ZM139 36V35H138ZM188 36H190V34L188 35ZM193 36V35H192ZM212 37V39H211V37ZM214 36V37H215ZM243 36V35H242ZM246 36V35H245ZM243 37V40L241 39V42H244V38H246V37ZM58 37L60 38V39H58ZM87 37V36H86ZM149 37V39H150V41L152 40V38H150ZM158 37V36H157ZM153 38V42H152V44H151V42L149 41V39L147 40L148 42H150V44L151 45H149V46H147V45H145V47H147V49L148 48H150V50H151V54L150 55H148L149 56V58L147 59V60H149V62L147 61V63L146 64H144V58H143V56H139V57H136L135 56V54H137V53H133L134 54V58H137L135 61H136V63H133V62H131V63H133V65L135 66L136 64L139 66V67H137V66H135V68L137 67V70L139 69V70H141L139 73L141 74L140 76H138L137 77V81H138V83H140V85L138 84V83H136V84H138V89L140 90V94L139 95H137V98H136V96L135 95H128V96H130V97H128L127 96V94H125L124 92H123V90H125V89H127V88H122L123 90H122V92H123V94H125L126 95V97L128 98V99H126V101H124L125 103H124V107H125V105L126 106H128V107H125L124 109L123 108H121V106H120V98H118L117 99V97H115V95H114V98H112L111 96H110V98L109 97H107V98H105L104 97V95H108L109 96V94L111 93V91H108V92H110L109 94H108V92L106 91V94L103 92L102 94H104L103 96H102V99H100L99 100V97L97 98L98 99V102L95 100V98H94V96H96V92L98 91V89H97V87H99V85H100V82H94L95 80H93V81H91L90 82V88H94L92 85H96L97 87H95L94 89H97V91L96 92H93V93H91L92 92V90H90V88H88V87H86L85 89L86 90H90V92L89 93H91V94H94L95 93V95H89L90 97H88V95L86 96V97H88V98H86V97H82V95H81V97L82 98H84V100L85 99H87V101L90 99V103L89 102H87V101H85V102H87L88 103V105L90 104V106L92 107V109H90L87 105H85V109H86V106L88 107V109H86V114H85V112H84V110L82 111V109L84 108V106L83 107H80V108H82L81 110L80 109H78V107H79V105L80 104H78V102L76 101L73 105H75V104H78L77 106L75 105V106H73L72 107V104L70 103L71 101H69V97H66L65 95H62L60 92H64V90L62 91V89L60 88V86H62V85H66L68 88L70 87V86H72V84L74 83L75 84V81L78 79L77 77H76V75H75V73H76V70L77 69H79L80 70V67H79V65H81V64H79V63H77V65H75V67H73L74 69H72V70H70V75L68 76L67 75V73L69 72V69H68V71H67V69L66 68H68V67H62L63 69L62 70H64V71H61V72H63V73H65L67 76H65V78L61 81V79L59 80L58 78H57V80L56 79H52V80H50L51 78L50 77H52L53 76V72H55V71H53V72H51V74L49 75V73H48V77H45V78H49V79H46V80H49L50 82H49V86L50 87H53V88H55V89H53V88H51L53 91H55L56 92V90H57V92L56 93H58L59 92V97H58V95L56 96L58 99H56L57 100V102H60V100H61V103L59 104L58 103V105L59 106H61V104H63L64 105V103L63 102H65L66 103V101H67V103H66V106L70 103V106H68L67 108H69V109H65V110H67L68 112L67 113H65L66 111H64V113H62V117H63V119H64V121H65V124L67 125V127L68 128H71V129H69V131H71V132H69L68 133V135L67 134H65L64 133V131H63V133L65 134V135H67V137L66 138H68V139H65L64 137H62V138H64L65 140H63L62 138H57V139H55L54 138V140L56 141V143H57V147H56V149H58V147L60 148V146H62L61 147V149H62V152H60L61 154H60V156H61V158L59 157V161H58V163H56L55 162V164L52 166V167H56V169L58 168V166H59V168L62 170L61 172L63 173V171H64V175H66V177H68V176H70L71 178L70 179H74V181H72V182H78L79 180L80 181H82L83 180V182L85 181L86 182V180L87 179H89V177L90 176H88V178L85 176V174L84 173H88L89 174V172H93L94 174H96V173H99V172H101V171H99V169H101L102 170V167H101V163L99 162V161H105V157L107 156H104V158H103V155H102V151L104 152V150H103V147H107V145H106V143H105V138L107 139V137H109L110 138V136H111V134H112V132H113V130H114V133L116 134L117 132L119 133V131H120V129L122 130V129H125V130H123V131H125V132H123V133H120V134H124V133H126L127 131H126V128H130L129 126H131L132 127V129H130V131L128 130V132L130 133H127V134H129V136H128V142H126V143H128V144H126V145H129V148H128V150H129V152H128V155H126V154H124L123 156H127V158H128V160L130 161V163L129 164H131V167L132 166H135L136 165V163L134 162V161H136V160H138L139 162V169L140 170H142V169H144L143 167H145L146 165H145V160L147 161V158L148 157H152V154H155V157H156V153L158 152L157 150H158V147H159V143H161L160 141H161V138H162V136L160 137V140L158 139L159 137H157V136H159V135H161L162 133L163 134H165L164 132L166 131V126L168 125V123L170 122V121H173L175 124H176V122H180L179 120H183L182 119V117L185 119V117L187 118V116H185L184 117V115L186 114V115H190L189 114V112H187L186 113V110L187 109H189L187 106H189L190 105V103H192V102H190L189 100H187L188 98L187 97H189V96H187V95H185L186 96V99L185 100H183L182 101V103L185 101L186 102V100H187V102L189 101V105L187 104L186 106L183 104V106H181V104H179L178 103V101H176V100H179L178 99V97H177V99L174 97V95H172V94H174L177 90L179 91V87L181 86V84H184V85H188L190 82H191V84H192V89H189V91L190 90H193V91H195L196 93H199V92H204V93H206L204 90L206 89H204V86H206V84L204 85V83L203 82H199L200 81V79H201V81H202V78L204 77V76H206L205 74H203V73H207V69L209 68V66L212 64L211 62V64L209 65L208 63H209V60L210 59H213L212 57L211 58H209V60H206V58L208 59V57H206L205 58V60H204V56H201V57H199L200 59L202 58V60H200V61H196V63L194 62L195 61V59H194V61H193V59H190V60H192V62H193V64L195 63V66H193V64L192 63H190V61H189V63H188V57L186 58H184V59H187V63L186 64H184L183 63V61L178 65L175 61H173L172 59H179V57L182 55V54H184L185 55V53L187 52L186 50H185V53L183 52H179V53H181L180 55L177 53V51L176 50H179L180 48H178V46H180L177 42V46H176V43H174V44H172V45H169V44H167V43H165V40H163L164 41V43L165 44H159L158 43V41H159V39L158 38ZM191 37V36H190ZM206 37V38H205ZM258 37V36H257ZM32 38V39H33ZM89 38V37H88ZM92 38V37H91ZM120 38V37H119ZM119 38H114L113 37V39H119ZM181 38V37H180ZM194 38V37H193ZM193 38L191 37V41H193ZM209 38H210V40H209ZM254 38V37H253ZM263 39H264V37H262ZM67 39V38H66ZM107 39V38H106ZM110 39V38H109ZM113 39H112V43L113 42H115V44H117V40H115V41H113ZM157 39H158V41H157ZM197 39V38H196ZM198 39V40H199ZM226 39V38H225ZM233 39V38H232ZM238 40L240 39V37L239 38H237ZM31 40V39H30ZM57 40H56V42H57ZM111 40V39H110ZM120 40V39H119ZM189 40V39H188ZM198 40H195V41H198ZM246 40H248V39H246ZM249 40H250V38H249ZM58 41V42H59ZM84 41V40H83ZM83 41L81 42V43H83ZM106 41V40H105ZM167 41V40H166ZM175 41V40H174ZM174 41H172V42H174ZM223 41H225V40H223ZM232 41V43H238V42H240V40L239 41H235V39H234V42H233V40H230V42ZM260 42H261V38H260V40H259ZM32 42V41H31ZM63 42V41H62ZM90 42H92V41H90ZM133 43H134V40L132 41ZM132 42H130L131 44H132ZM161 42H162V40H161ZM160 42V43H161ZM168 43H170L169 41H167ZM246 42H249V41H245L244 43H246ZM103 43H104V40H103ZM112 43H110V44H108V47H109V45L110 46H112ZM158 43V44H157ZM163 43V42H162ZM193 44L195 43L194 41L192 42ZM192 43H190L189 44V48H190V46H192L193 44ZM201 43V42H200ZM214 43V44H213ZM14 44V46L16 47V51L15 52H18V54H22L24 51H25V48L24 47H20L18 44H15V43H13ZM98 44V43H97ZM101 44V43H100ZM105 44V43H104ZM104 44H102V46H104ZM119 45H120V41H119V43H118ZM131 44H129V45H131ZM181 44V43H180ZM198 44H199V41H198ZM202 44H203V42H202ZM221 44L223 45V44H228V43H226V42H224V43H222L221 42ZM241 43H239V45H240ZM247 44V43H246ZM258 44V43H257ZM261 44V43H260ZM259 44V45H260ZM66 45V44H65ZM80 45V44H79ZM78 45V46H79ZM88 45V44H87ZM106 45V44H105ZM113 45H114V43H113ZM118 45V46H119ZM195 45V44H194ZM235 45H237L238 46V44H234V46ZM241 45H245V44H241ZM249 45V44H248ZM259 45H257V46H255V48L257 47L258 48V46ZM12 45H10V47H11ZM14 46H12V47H14ZM85 46L86 47V43H83L82 45H81V48H83V47ZM117 46V47H118ZM121 46V45H120ZM196 46H197V43H196ZM210 46H211V44H210ZM210 46H209V48H210ZM227 46V45H226ZM261 46L263 47L264 46V44L262 43L261 44ZM53 47V46H52ZM84 47V48H85ZM93 47V46H92ZM114 48H115V45L113 46ZM202 47V46H201ZM224 47V46H223ZM233 47V46H232ZM241 47V46H240ZM244 47H246L247 48V45L246 46H244ZM83 48V49H84ZM120 48V47H119ZM136 48V47H135ZM176 48V50H174ZM187 48V47H186ZM191 48H193V46L191 47ZM208 48V47H207ZM236 48H238V49H243V46L241 47V48H239V47H236ZM236 48L234 49V47L233 48H230L229 50L227 49L226 50V47L225 48H222V49H224V50H226V54L224 55L225 57L227 56L228 58H227V60H226V58H224L223 59V62L225 61V62H230L231 60H232V62H233V57L235 56V54H234V51H236ZM257 48H256V50H257ZM68 49V48H67ZM73 49V48H72ZM118 49V48H117ZM117 49H116V51H117ZM122 49V48H121ZM212 49V48H211ZM233 49V50H232ZM51 50H53V49H51ZM85 50V49H84ZM87 51H88V49H86ZM115 50V49H114ZM120 49H118V51H119ZM134 50V49H133ZM136 50V49H135ZM143 50H145V48H143ZM180 50H182V49H180ZM188 50V52H189V54H190V51H189V49H187ZM203 50H205V49H203ZM219 50V49H218ZM255 50V51H256ZM261 50V49H260ZM264 50V49H263ZM117 51V53L119 54V52ZM123 51V50H122ZM132 51V50H131ZM148 51H149V49L147 50V52L146 51H144V52H146V57H147V54H148ZM168 51L169 52H171L170 53V55L169 54H167L168 53ZM173 51V52H172ZM174 51H176V52H174ZM216 51V50H215ZM242 51V50H241ZM71 52V51H70ZM115 52V51H114ZM198 52V51H197ZM210 52V51H209ZM238 52V51H237ZM237 52H236V54H237ZM259 51L257 50V52L256 53H258ZM85 53V52H84ZM122 53V52H121ZM121 53L119 54V57H120V55H121ZM124 53V52H123ZM203 53V52H202ZM211 53V52H210ZM217 53V52H216ZM240 53V52H239ZM250 53V52H249ZM255 53V52H254ZM256 53H255V55H256ZM117 54V55H118ZM127 54H129V52H127ZM132 54V53H131ZM143 54V53H142ZM177 54H178V56H177ZM188 53H186V55H187ZM189 54L187 55V56H189ZM247 54V53H246ZM251 54H253V51L251 52ZM259 54H261V52L260 53H258L256 56H254L253 55V57H249V54H248V59H247V61H246V59H244L246 62H244L243 64H245V63H247V64H245L244 66L246 67V68H243L244 66H243V64H240L241 66H242V68H240L241 66L238 64L239 62H237L236 64L235 63H232V65L233 66H231L233 69H235L236 67L238 68V66H239V70L237 69L236 70V72L237 71H239V73H236V74H240V69H243L244 70V74L248 71V72H250L251 73V76H255V77H258V78H260V79H262V78H264V55H259ZM263 54H264V52H263ZM1 55H6V56H8V54H7V52H4V50L2 49V47H1V45H0V56ZM65 56H66V54H64ZM167 55H169V56H167ZM183 55V56H184ZM199 55V54H198ZM201 55H203V54H201ZM207 55V54H206ZM238 55V54H237ZM64 56V57H65ZM69 56V60H70V58H73L72 56L70 57V55H68ZM106 56V55H105ZM183 56H181V58H183ZM191 56V55H190ZM190 56H189V58H190ZM214 56V55H213ZM224 56H222V57H224ZM239 56H242V58H243V56L244 55H242V53H240V55ZM35 57V56H34ZM91 57V56H90ZM118 57V58H119ZM173 57H176V58H173ZM221 57V58H222ZM31 59L33 58L32 56L30 57ZM29 58V59H30ZM75 58V57H74ZM79 58V57H78ZM238 58V56H235V60ZM34 59V58H33ZM62 59H63V57H62ZM65 59V58H64ZM81 59H82V57H81ZM102 59V58H101ZM228 59L230 60V61H228ZM67 60H68V57H67ZM74 61V59H71L70 61ZM80 60V59H79ZM97 60V59H96ZM117 60V59H116ZM222 60V59H221ZM235 60H234V62H235ZM39 61V60H38ZM36 62V63H38V64H36L37 66L39 65V63L41 64V62L39 61V62ZM42 61V60H41ZM69 61V62H70ZM73 61H72V63H73ZM108 61H110V60H108ZM131 61H133L132 59H131ZM134 61V62H135ZM179 61V60H178ZM208 61V62H207ZM242 61V60H241ZM79 62V61H78ZM113 62V61H112ZM224 62V63H225ZM80 63H81V61H80ZM90 63V62H89ZM92 63H94L95 64V62H92ZM97 63V62H96ZM106 63H107V61H106ZM129 63V62H128ZM128 63H127V65H128ZM242 63V62H241ZM29 64V63H28ZM28 64H22L23 65V70H25V69H27L28 68V66L30 65H28ZM71 64V63H70ZM79 64V65H78ZM86 64V63H85ZM98 64V63H97ZM116 64V63H115ZM177 64V65H176ZM191 64V65H190ZM214 64V63H213ZM230 64V63H229ZM234 64L235 65H238V66H236L235 68H234ZM36 65H34L33 64V69H31V70H34V72L37 70L35 67H36ZM84 65V64H83ZM86 65H88V63L86 64ZM224 65H227V64H224ZM32 66V65H31ZM35 66V67H34ZM40 67H41V65H39ZM42 66H43V64H42ZM63 66H65V64L63 65ZM68 66V65H67ZM90 66V65H89ZM114 66V65H113ZM129 66V65H128ZM134 66H133V68H134ZM30 67V66H29ZM45 66H43V68L41 67V69H39V70H41L42 71V69H45L46 70V67L44 68ZM81 67H82V65H81ZM83 67H85V65L83 66ZM92 67V66H91ZM117 67V66H116ZM173 67H175L176 69H174ZM218 67H220V66H218ZM225 68H223V65L220 67L222 70L223 69H226V71H227V73H226V75L227 76H229V74H230V72H228V71H230L229 70V66L228 67H226V66H224ZM230 67V68H231ZM32 68V67H31ZM38 68V67H37ZM61 68V67H60ZM141 68V69H140ZM215 69L213 66H211V69ZM219 68V69H220ZM247 68H250V70L249 69H247ZM30 69V68H29ZM86 69H88V68H86ZM86 69H84L85 71H86ZM212 69V71L210 70V73L208 72L207 73V77L209 76V77H213L214 75V70ZM220 69V70H221ZM245 69H247L246 70V72H245ZM28 70V69H27ZM45 70H43V71H45ZM83 69L81 68V71H82ZM107 70V69H106ZM150 71L149 73L147 72V71ZM205 70H207L206 72H205ZM216 70H217V68H216ZM38 71V70H37ZM41 71H38L39 73H41ZM67 71V72H66ZM78 71V70H77ZM97 71V70H96ZM101 71V70H100ZM103 71V70H102ZM127 71V70H126ZM225 71V72H226ZM233 71V70H232ZM235 71V70H234ZM25 72V71H24ZM34 72H32L31 71V73H34ZM46 72H48V71H46ZM98 72V71H97ZM212 72V73H211ZM214 72V73H213ZM217 72H219V73H217ZM216 73H215V75L216 74H218V75H222V73L224 72H220L219 70L217 71ZM224 72V73H225ZM242 72V71H241ZM30 73V72H29ZM81 73V72H80ZM100 73V72H99ZM113 73V72H112ZM176 73V74H175ZM223 73V74H224ZM36 74H37V72H36ZM42 74V73H41ZM44 74H46V73H44ZM43 74V75H44ZM55 74H57V73H55ZM54 74V75H55ZM105 74H107V73H105ZM126 74V73H125ZM174 74H175V76L178 74V76L180 75L181 77V79L180 78H178V76H177V78L179 79V81H178V79L174 76ZM209 74V75H208ZM234 73H232L231 72V74H230V78H227V79H229L230 81L231 80H233L234 82H235V80L237 79H242L243 80V76H242V78H240V76H238V75H236V74H234ZM248 74V73H247ZM255 74V75H254ZM102 75V74H101ZM158 75H161L160 76V78H159V76ZM204 75V76H203ZM220 75V78H222V76ZM226 75L224 76V77H226ZM233 75V76H232ZM235 75L236 76H238L237 78L235 77ZM41 75H38L37 77H40ZM46 76V75H45ZM104 76V75H103ZM203 76V77H202ZM248 76H250V75H248ZM42 77V76H41ZM40 77V78H41ZM44 77V76H43ZM56 76H54V77H52V78H55ZM79 77V76H78ZM104 77H106V76H104ZM136 77V76H135ZM158 77V78H157ZM207 77H204L205 79L207 78ZM215 77V76H214ZM213 77V80L211 79L210 80V78H209V80L210 81H215L216 82V84H220V86H221V81H218V83H217V80H218V76L217 77H215L214 78ZM90 78V77H89ZM93 78V77H92ZM119 78V77H118ZM203 78V79H204ZM234 78H236V79H234ZM245 78H247V76H245ZM244 78V79H245ZM252 78H254V77H252ZM81 79V78H80ZM79 79V80H80ZM204 79V80H205ZM248 79V78H247ZM245 80V82H243L242 84L244 85V83L246 84L247 82L246 81H250V80ZM40 80H42V78L40 79ZM79 80H77V82L79 81ZM100 80V79H99ZM110 80V79H109ZM134 80V79H133ZM203 80V81H204ZM208 80V79H207ZM219 80H221V79H219ZM223 80V79H222ZM224 80H226V79H224ZM85 81V80H84ZM87 81V80H86ZM85 81V82H86ZM96 81H98V80H96ZM108 81V80H107ZM121 81V80H120ZM209 81V82H210ZM233 81H231L230 83H232ZM239 81V80H238ZM258 81H261V82H264L263 80H258ZM96 83V84H94V83ZM119 82V81H118ZM123 82V81H122ZM129 82H131V80H129ZM205 83H206V80L204 81ZM223 83H224V81H222ZM233 82V83H234ZM253 82V83H252ZM250 81V83H247L248 85H250V87L251 86H253V87H256V86H254L255 85V78L253 79V81ZM257 82V81H256ZM80 83V82H79ZM91 83H93V84H91ZM98 83V84H97ZM106 83V82H105ZM167 83V84H166ZM187 83V84H186ZM202 83V84H201ZM207 83H208V81H207ZM222 83V84H223ZM226 83V82H225ZM229 83V82H228ZM237 83V82H236ZM236 83H235V85H236ZM238 83H241L240 81L238 82ZM258 83V82H257ZM70 84V86H68ZM74 84H73V86H74ZM125 84V83H124ZM123 84V86H125ZM159 84L161 85L162 84V87H163V85L165 86V84H166V87L167 88H171L172 87V89H174L173 87H175V89L176 88H178L176 91H172V89H170V91L166 88V94H164L163 93V91H165V90H163L162 91V96H158V92H160L161 91V86H159ZM211 84V83H210ZM214 84V83H213ZM218 84V85H219ZM241 84V85H242ZM259 84V83H258ZM258 84H257V86H258ZM77 85H78V83H77ZM76 85V86H77ZM118 85V84H117ZM133 85H135V82H134V84ZM151 87H150V86ZM184 85L183 86H181V88L182 87H184ZM203 85V86H202ZM208 85V84H207ZM224 85V84H223ZM242 85V87H237L238 89H241L242 91H244V89H246L245 87H246V85H244L243 86ZM36 86V85H35ZM47 86V85H46ZM48 86V88L50 89V87ZM54 86H56V87H54ZM57 86H59V87H57ZM66 86L64 87V86H62V88L64 87L65 88V90H66ZM72 86V87H73ZM75 86V87H76ZM101 86V85H100ZM120 86H122V85H120ZM120 86H119V89H120ZM225 86V85H224ZM224 86H222V87H220V88H222V90H223V87ZM45 87V86H44ZM158 87H160V88H158ZM216 87V85H214V87L213 88H215ZM250 87H247L249 90H250ZM263 87V86H262ZM57 88H60V89H57ZM71 88V87H70ZM77 88H78V92H79V88H80V91L82 90L81 89V87H79V86H77ZM77 88H75V90L77 89ZM88 88V89H87ZM113 88V87H112ZM133 88V87H132ZM180 88V89H181ZM229 88H230V86H229ZM232 88V87H231ZM235 89H236V87H234ZM234 88H232V89H234ZM252 88V87H251ZM259 88H261V87H259ZM259 88H257L256 87V89L255 88H253V91H252V89L249 91V90H247V91H249V92H251V93H249V95H247L248 93L246 92V90L244 91V92H246L245 94H244V92H243V96H241L242 95V93H241V95L239 94V92H240V90H237V92H238V95H240L239 97L241 98V97H243V98H245V99H243V98H241L242 100V102L241 103H246V100L248 99V97H249V99L247 100V107L246 108H244V109H242V111H240L239 112V114L236 116V114H235V118H234V120H236L237 122L239 121L242 125V127L244 128L245 127V125H246V122H251V123H253L254 124V126H256V124H258L259 123V121L262 123V125L264 124V91H262V90H264V87H263V89L262 90H260ZM45 89V88H44ZM135 88H133V90H134ZM159 89H160V91H159ZM204 89V90H203ZM59 90V91H58ZM88 90V91H89ZM130 89H128L127 91H129ZM138 90V91H139ZM168 90V91H167ZM212 90V89H211ZM230 90V89H229ZM19 91V90H18ZM113 91V90H112ZM117 91H118V89H117ZM132 91V90H131ZM131 91H129V93L128 94H130L131 93ZM138 91H137V93H138ZM153 91V92H152ZM77 92V93H78ZM87 92V91H86ZM136 92V91H135ZM152 92V93H151ZM168 92H169V94H170V92H172V96L171 97H168ZM211 93H212V91H210ZM235 92V93H234ZM237 92H236V90L234 91V90H232V92H231V90H230V93H229V96H231V94H237ZM52 93V92H51ZM55 93V94H56ZM88 93V94H89ZM134 93V92H133ZM178 93H181V92H178ZM195 93V94H196ZM208 93V92H207ZM206 93V94H207ZM208 94L209 96L210 95H212V94ZM49 94V93H48ZM66 94V93H65ZM68 94V93H67ZM66 94V95H67ZM112 94V93H111ZM110 94V95H111ZM121 94V93H120ZM122 94V95H123ZM135 94V93H134ZM160 94V93H159ZM182 94V93H181ZM184 94H188V92L186 93V92H184ZM200 94V93H199ZM225 94V93H224ZM233 94V95H234ZM124 95V96H125ZM175 95H176V93H175ZM183 95V94H182ZM189 95V94H188ZM192 95V94H191ZM191 95H190V97H191ZM201 95H203V94H201ZM221 95V94H220ZM248 97H247V96ZM64 96V99H65V97H66V101H63L62 102V99H60L59 100V98L60 97H63ZM76 96V95H75ZM79 96H80V94H79ZM91 96H92V98H91ZM100 96V95H99ZM113 96V95H112ZM170 96V95H169ZM195 95H193V97H194ZM204 96H206L207 97V95H204ZM204 96H202V97H200L199 98V100H201V98H202V100H203V97ZM227 96H228V93H227ZM226 96V97H227ZM229 96H228V100H229ZM247 98H246V97ZM103 97H104V99H103ZM189 97V98H190ZM193 97H191V99L193 98ZM196 98H197V94H196V96H195ZM221 97V96H220ZM219 97V98H220ZM71 98V97H70ZM79 99H80V97H78ZM101 98V97H100ZM112 98V99H111ZM137 100H136V99ZM208 98V97H207ZM211 98V97H210ZM240 98L238 99L239 101H240ZM49 99V98H48ZM47 99V100H48ZM63 99V100H64ZM75 99V98H74ZM182 99V98H181ZM180 99V100H181ZM205 99V98H204ZM223 99V98H222ZM221 99V100H222ZM225 99V98H224ZM43 100H45V99H43ZM49 100H51V99H49ZM71 100H72V98H71ZM83 100V101H84ZM174 100L179 104H176V102H175V104H174ZM195 100V99H194ZM201 100V101H202ZM205 100H207V99H205ZM225 100H227V99H225ZM225 100H223L224 102H225ZM80 101V100H79ZM102 101V102H101ZM198 101V100H197ZM215 101V100H214ZM82 102V101H81ZM119 102V103H118ZM181 102V101H180ZM194 102V101H193ZM198 102H200V101H198ZM196 103V104H198V106H199V103ZM208 102V101H207ZM221 102V101H220ZM220 102H219V104H220ZM229 102V101H228ZM227 102V103H228ZM231 102H233V101H231ZM40 103V102H39ZM87 103H84L83 102V104H87ZM212 103V102H211ZM214 103V102H213ZM240 103V102H239ZM240 103V104H241ZM249 103V104H248ZM82 104V103H81ZM186 104V103H185ZM204 104V103H203ZM207 104V103H206ZM209 104H210V102H209ZM215 104V103H214ZM213 104V105H214ZM250 104H254L253 106L252 105H250ZM176 105H178V106H176ZM192 105V104H191ZM190 105V106H191ZM195 105V104H194ZM213 105H211V106H213ZM239 105V104H238ZM238 105H236L237 107H238ZM65 106V105H64ZM65 106V107H66ZM82 106V105H81ZM198 106H193V108L190 110V111H192V112H194L193 111V109H194V107H198ZM200 106H201V103H200ZM200 106H199V109H200ZM207 106H208V104H207ZM239 106H241V105H239ZM242 106H245V105H242ZM72 107V108H71ZM177 107H178V109H177ZM180 107V108H179ZM209 107V106H208ZM225 107V106H224ZM232 107V106H231ZM236 107V108H237ZM58 107H56L55 109H57ZM73 108H77L78 110H80L79 111V113H81V114H78V112H77V109L75 110L76 112H74V110H73ZM187 108V109H186ZM220 108V107H219ZM222 108V107H221ZM239 108V107H238ZM62 109V108H61ZM127 109V111L129 110V112L127 113V111H125ZM186 109V110H185ZM199 109H196L197 111H199ZM202 109H204V107L202 108ZM208 110H210L209 108H207ZM211 109H212V107H211ZM239 109H241V108H239ZM255 109V110H254ZM70 110V111H69ZM144 110V111H143ZM168 110H169V112L171 111V113H168L169 114V116H170V120H169V122H168V120H167V118H168V114L166 115V111L168 112ZM195 110V109H194ZM195 110V111H196ZM214 110V109H213ZM54 111V110H53ZM189 111V110H188ZM194 112V113H198L199 114V112ZM219 111V110H218ZM239 111V110H238ZM43 112V111H42ZM58 112V111H57ZM145 112V113H144ZM201 112V111H200ZM31 113V112H30ZM96 113V114H95ZM165 113V114H164ZM82 114H84V115H82ZM197 114V115H198ZM208 114H209V112H208ZM211 114H212V111H211ZM60 115V114H59ZM77 115H79V118L81 117L85 122H87L86 123V125H84V121L81 119H79L78 117H77ZM80 115H82V116H80ZM141 115H144L141 119H139L140 117H141ZM193 115V117L195 118L196 116H194L195 114H192ZM192 115L190 116V118L191 119H193V117H192ZM200 115V114H199ZM202 115H206V114H202ZM214 115V114H213ZM31 116V115H30ZM138 116H140V117H138ZM167 116V118H164V120L162 121L161 119L163 118V117H166ZM218 116V115H217ZM222 116V115H221ZM226 116V115H225ZM225 116L223 117L224 119H220L219 121L220 122H224L225 121ZM234 116V115H233ZM137 117V119L135 120V118ZM204 117H206V116H204ZM207 117H209V115L207 116ZM206 117V118H207ZM31 118V117H30ZM77 118H78V121H76L77 120ZM189 117L187 118V120L190 122L191 120H189L190 119ZM213 118V117H212ZM232 118V117H231ZM211 119V118H210ZM32 120V119H31ZM167 120V121H166ZM186 120V119H185ZM194 120V119H193ZM193 120H192V122H193ZM205 120V119H204ZM230 120V119H229ZM233 120V119H232ZM63 121V120H62ZM155 121H157V122H159V123H157V124H155ZM162 121V123L164 122V121H166V122H168L167 123V125L165 124V122H164V124L166 125L165 126V128L164 127H162L163 126V124L162 123H160ZM184 121V120H183ZM196 121H198V120H196ZM212 121V120H211ZM211 121H210V123H211ZM213 121H215V116H214V118H213ZM236 121H234V122H236ZM172 122V123H173ZM217 122V121H216ZM236 122V123H237ZM239 122H238V124H239ZM255 122H258V123H256L255 124ZM31 123V122H30ZM29 123V124H30ZM135 123H137V124H135ZM171 123V122H170ZM172 123H171V125H172ZM174 123H173V125H174ZM186 124H185V126L187 125V126H190V124L189 123H187V122H185ZM198 123V122H197ZM210 123H208V124H210ZM214 123V122H213ZM228 123H230V122H228ZM227 123V124H228ZM232 123V122H231ZM245 123V124H244ZM260 123V124H261ZM27 124V123H26ZM159 124H160V126H159ZM201 124H203V121H201V123L199 124V125H201ZM207 124V123H206ZM215 124V123H214ZM214 124H212L211 123V126H213V128L210 126V128H208V126H206V125H203L204 126V128L205 129H202V128H200V126L199 125H197V124H195V126H199V129L201 130H205L203 133H201L204 137H209L210 135L212 136V129H214V131H215V133L217 132L218 133V130L223 126V124H221V123H219V125H218V122L216 123L217 124V127L219 128H216V126H214ZM248 125H250L249 123H247ZM31 125H33V124H31ZM84 125V126H83ZM178 125V123L176 124V125H174V127H172V128H174L175 129V126H177ZM181 125L183 126V124H182V122H181ZM222 125V126H221ZM230 125V124H229ZM232 125V124H231ZM230 125V126H231ZM235 125V124H234ZM1 126V125H0ZM5 126V125H4ZM34 126V125H33ZM170 126V125H169ZM202 126V125H201ZM221 126V127H220ZM228 126V125H227ZM235 126H237V124L235 125ZM234 126V127H235ZM253 126V127H254ZM65 127V126H64ZM160 127V128H159ZM162 127V128H161ZM178 127H181V126H177V128ZM207 127V128H206ZM224 127V126H223ZM223 127H222V129H223ZM233 127V128H234ZM249 127H252V126H249ZM253 127H252V129H251V131L253 130ZM260 127V126H259ZM259 127H257L258 129H259ZM4 128V127H3ZM3 128L1 129L2 131H3ZM31 128V127H30ZM91 128H93V129H95V130H93V129H91ZM165 129V131L164 132H162L161 130L162 129ZM176 128V129H177ZM185 128H187V130L189 129L188 127H185ZM194 128H196V127H194ZM228 128V127H227ZM232 127H230V129L229 130H235V129H231ZM262 127H260V129H261ZM48 129V128H47ZM46 129V130H47ZM90 129V130H89ZM115 129H116V131H115ZM161 129V130H160ZM173 129V130H174ZM175 129V130H176ZM218 129V130H217ZM221 129V130H222ZM238 129H240L239 127H238ZM61 130V129H60ZM88 130V131H87ZM92 130V133L91 132H89V131H91ZM178 130V132H179V130H180V132H182L181 131V129H177ZM176 130V131H177ZM186 130V129H185ZM198 129H196V130H194V131H197ZM202 130H201V132H202ZM220 130V131H221ZM227 130V129H226ZM228 130V131H229ZM243 130V129H242ZM241 130V131H242ZM256 130V129H255ZM262 130V129H261ZM261 130L259 131V132H261ZM6 131V130H5ZM5 131H3V134H2V137H3V135H4V137L3 138H5V134H4V132ZM85 131V133H83ZM94 131V132H93ZM188 131H190V129L188 130ZM219 131V132H220ZM225 131V130H224ZM235 131H237V133H238V130H235ZM234 131V132H235ZM243 131H245V130H243ZM242 131V132H243ZM263 131H264V128H263ZM59 132V131H58ZM86 132L87 133H89V134H86ZM162 132V133H161ZM191 132V131H190ZM199 132V131H198ZM247 132V131H246ZM245 132V133H246ZM1 133V132H0ZM41 133H42V131H41ZM57 133V132H56ZM117 133V134H118ZM183 133V132H182ZM229 133V132H228ZM232 133H233V131H232ZM239 133H241V132H239ZM238 133V134H239ZM244 133V132H243ZM244 133V134H245ZM46 134V133H45ZM59 134V133H58ZM84 134H86V135H84ZM126 134V135H127ZM159 134V135H158ZM175 134H177V133H175ZM191 134V133H190ZM193 134H195V133H193ZM192 134V135H193ZM224 134H226V132L224 133ZM229 134H231V132L229 133ZM238 134H237V136H238ZM247 134H250V132H248ZM41 135H43V133L41 134ZM51 135V134H50ZM53 135V134H52ZM125 135V134H124ZM123 135V136H124ZM178 135H180V134H177V135H173L171 132H167L166 131V139L163 137V139H164V141L166 140L167 141V143H169V141L170 140H175V141H179V140H177L178 138H176V136H178ZM191 135V136H192ZM201 135V136H202ZM208 135V136H207ZM222 135V134H221ZM251 135L252 136H250V135H247V136H245V135H243L242 137L241 136H238V137H233L232 138V141L230 142V141H222V143H220V139H216L215 137H211L212 138V140L214 141L215 140V142H212V143H214L215 144V146H213V144H212V148H210V152L211 153H209V151L207 152V153H203V152H206L207 150H203V151H201V149H199V148H201V147H199V146H195V145H197L196 143H195V145H192L193 143L191 142V140H192V138H191V140L190 141H184L183 139H182V136L180 135V136H178L179 138H180V140L182 139L187 145L185 146V148L184 147H182V149H181V147L179 148V151H180V153H181V155H179V153H178V155L179 156H183V157H185V160H187L188 161V164H190L191 163V161H193V162H195V160L197 161L198 160V164L200 165L199 166V168H197L196 167V169H198V170H194L195 168H193V166L195 167L196 165H195V163L193 164V166L191 167L190 165H188V168L190 169L191 168V170L193 169L194 171H199V170H201V172L203 173L205 170L207 171V169H209L210 170V172H211V174L209 173V174H204V176L206 175V181H207V185H206V188H202V189H206V191H208V193L210 194V197H211V201L208 203V202H206L205 203V205L204 204H201V205H204V206H201V209H205L206 211H203V212H206V213H209L210 214V216L211 217H209V218H212L213 220L214 219H217L219 216H220V213H222V212H225L227 209H230L231 207L230 206H232V208H233V205H231V203H234V210L236 211V212H234V210L233 209H231V210H233V212H234V214L235 213H237V214H240L239 216H241V217H244L245 219H243V220H245V222H244V224H246V226H248V224H250L253 228H254V230H255V228L258 230V235L261 237V239H262V241H264V132L262 133L261 132V134H258V130H257V133H255V134H253V133H251ZM58 136H60V135H58ZM62 136V135H61ZM73 136H75V140H73L74 139V137ZM123 136H121L120 138L123 140H126L125 138H127V137H125V138H123ZM195 136V135H194ZM250 136V137H249ZM0 137H1V135H0ZM44 137V136H43ZM47 137H48V135H47ZM52 137H54V136H52ZM69 137L72 139V141H71V139H69ZM77 137L79 138L78 140H76L77 139ZM114 137H115V139H120L119 137H116L115 135H114ZM114 137L112 138L113 140H114ZM187 137V136H186ZM225 136H223V138H224ZM226 137H228L229 138V136L227 135ZM232 137V135L230 136V138ZM7 138V137H6ZM175 138V139H174ZM211 138L209 139V140H211ZM215 138V139H214ZM218 138H222L221 136L220 137H218ZM227 138V139H228ZM229 138V139H230ZM9 139H10V137H9ZM37 139V138H36ZM102 139H104V140H102ZM121 139H120V142H121V144H122V141H121ZM169 139V140H168ZM206 138H204V139H202L201 138V142L203 141V140H205ZM225 139V138H224ZM4 140V139H3ZM43 140V139H42ZM47 140H49V137H48V139H45V137H44V141H47ZM51 140V139H50ZM49 140V141H50ZM53 140V139H52ZM53 140V141H54ZM67 140H69V141H67ZM100 141V140H102V141H100L101 142V144L100 145H95V143H94V141ZM111 140V139H110ZM109 140V141H110ZM113 140H111V141H113ZM181 140V141H182ZM199 140V139H198ZM222 140V139H221ZM231 140V139H230ZM1 141H2V139H1ZM0 141V176H1V178H2V176H3V179L4 178H6L8 175H6V173L9 171V170H12L11 168H12V166L14 165L13 163H14V160H15V157H16V155H15V153H17V152H15V149L18 147H16L14 150H12V151H9V150H7V148H6V146H5V142H1ZM52 141V145L55 143V141L53 142ZM77 142V143H79V144H77V143H75L74 144V142ZM99 141L98 142H96V143H99ZM110 141V142H111ZM117 141V140H116ZM116 141H114V142H116ZM158 141V142H157ZM165 141V142H166ZM200 141V140H199ZM219 141V142H218ZM41 142V141H40ZM51 142V141H50ZM68 142H72L73 144H74V147L72 148L73 150H74V154H72V155H70L71 154V147L69 148L67 145H68ZM92 142V143H91ZM102 142H104L105 143V145L106 146H103L104 145V143H102ZM124 142V141H123ZM173 141H171V143H172ZM205 142H206V140H205ZM230 143L231 145L228 147V148H226L224 151H222L221 153L220 152H218V151H216V150H219V148H218V146H217V148H215V151H216V153L218 154V155H216L215 156V152H214V147H216V144L217 143H220L219 145L221 146V144H223V143H226V146H227V143ZM64 143H66L67 145H66V147L64 146L65 144ZM94 143V144H93ZM109 143V142H108ZM107 143V144H108ZM159 145H158V144ZM166 143V144H167ZM178 143V142H177ZM198 143V142H197ZM25 144V143H24ZM51 144H49L50 145V148H51ZM70 144V143H69ZM91 144H93V145H95V146H93V145H91ZM103 144V145H102ZM111 144V143H110ZM109 144V145H110ZM115 144V143H114ZM117 144V143H116ZM124 144V143H123ZM163 144V143H162ZM209 144H211V143H209ZM19 145V144H18ZM39 145V144H38ZM71 145V144H70ZM75 145H79V147H75ZM118 145H119V143H118ZM157 145H158V147H157ZM169 145V144H168ZM205 145H206V143H205ZM27 146V145H26ZM54 146H55V144H54ZM64 146V147H63ZM117 146V145H116ZM161 146V145H160ZM219 146V147H220ZM8 147V146H7ZM20 147V146H19ZM18 147V148H19ZM22 147V146H21ZM171 147V146H170ZM38 148L40 149L41 148V146H38ZM43 148V147H42ZM42 148L40 149V151L42 150ZM45 148V147H44ZM52 148H53V146H52ZM117 148V147H116ZM124 148V147H123ZM161 148V147H160ZM174 148H175V146H174ZM28 149V148H27ZM39 149L37 150L38 152H40L39 151ZM48 149V148H47ZM54 149V148H53ZM52 149V150H53ZM105 149V148H104ZM178 149V148H177ZM181 149V150H180ZM23 150V149H22ZM73 150H72V152H73ZM117 150V149H116ZM120 150V149H119ZM123 150V149H122ZM125 150H127L126 149V147H125ZM127 150V151H128ZM215 153H213L212 154V151ZM106 151V150H105ZM124 151V150H123ZM220 151V150H219ZM20 152H21V150H20ZM55 152V150H53V153ZM56 152H57V150H56ZM118 152V151H117ZM126 152V151H125ZM124 152V153H125ZM176 152H177V150H176ZM42 153V152H41ZM45 153V152H44ZM116 153V152H115ZM114 153V154H115ZM18 154V153H17ZM43 154V153H42ZM46 154V153H45ZM121 154H123V153H121ZM120 154V155H121ZM138 154V156H136ZM160 154V153H159ZM173 154V153H172ZM30 155V154H29ZM49 155V154H48ZM48 155H46V157L48 156ZM50 155H52V154H50ZM58 155V154H57ZM161 155V154H160ZM31 156V155H30ZM29 156V157H30ZM33 156H35V155H33ZM111 156V155H110ZM27 158H28V155L26 156ZM24 158L25 160L27 159V158ZM43 157H45V155L43 156ZM45 157V158H46ZM138 157V158H137ZM154 157V156H153ZM182 157V159L184 160V158ZM30 158H33L32 156L30 157ZM35 158V157H34ZM40 159H41V157H39ZM39 158H38V155H37V160L36 161H38L39 160ZM47 158H50V156H48ZM58 158V157H57ZM116 158H118V157H116ZM119 158H124V157H119ZM126 158V157H125ZM124 158V159H125ZM159 158H160V156H159ZM168 158V157H167ZM175 158L177 159L178 157H176L175 156ZM108 159V158H107ZM153 159H155V158H153ZM158 159V158H157ZM162 159V158H161ZM180 159V158H179ZM22 160H23V158H22ZM31 160V159H30ZM51 160V159H50ZM97 160H99L98 161V163H97ZM115 160V159H114ZM125 160H127V159H125ZM124 160V161H125ZM148 160H150V159H148ZM152 160V159H151ZM151 160H150V162H151ZM158 160H160V159H158ZM169 160V159H168ZM171 160H172V158H171ZM182 160V161H183ZM235 160V161H234ZM26 161H28V162H30L29 161V159L28 160H26ZM26 161H24L23 160V162L25 163ZM33 161V160H32ZM30 162L29 164H31V163H33V165L34 166H40V167H38V169H40L41 168V163L39 164V162H41L42 160H40L39 162H37V163H35L34 161L33 162ZM52 161H55V160H52ZM57 161V160H56ZM119 161V160H118ZM122 161V160H121ZM161 161V160H160ZM173 161V160H172ZM172 161H169L168 163V165L167 164H165V166L167 165V166H170V164H176L177 162H175L174 163V161H173V163H171ZM175 161H178V160H175ZM211 161V162H210ZM21 162V161H20ZM51 162V161H50ZM96 162V163H95ZM113 162V161H112ZM115 162V161H114ZM127 162V161H126ZM153 162H154V160H153ZM156 162V161H155ZM154 162V163H155ZM181 162V161H180ZM184 162V161H183ZM182 162V164H181V166L186 162H184L183 163ZM190 162V163H189ZM207 162H208V166L207 167H205L206 166V164H207ZM234 162H235V164H234ZM27 163V162H26ZM52 163V162H51ZM103 163V162H102ZM105 163H106V161H105ZM104 163V164H105ZM123 163V162H122ZM135 163V165H133ZM147 163V162H146ZM152 163V162H151ZM165 163V162H164ZM163 163V164H164ZM197 163V162H196ZM210 163V164H209ZM23 164V163H22ZM28 164V163H27ZM26 164V165H27ZM36 164V165H35ZM96 164H98V165H100V167L101 168H99ZM103 164V165H104ZM148 164H149V162H148ZM147 164V165H148ZM156 165H157V167H158V164H159V162H158V164H157V162L155 163ZM180 164V163H179ZM186 164V166H187V163H185ZM185 164L183 165L184 166V168L186 167L185 166ZM18 165H20L19 163H18ZM33 165H31L32 167H33ZM128 165V164H127ZM145 165V166H144ZM153 165V164H152ZM15 166V165H14ZM23 166H25V164H23ZM29 166V167H28ZM28 166H26L27 167V169H29V171L31 170L30 168H32V167H30V165H28ZM106 166H107V164H106ZM105 166V167H106ZM150 165H148L147 167H149ZM165 166H164V168H165ZM178 166H180V165H178ZM183 166H182V170H183ZM18 167V170H19V166H17ZM104 167V166H103ZM104 167V168H105ZM146 167V168H147ZM159 167H161L162 168V164H161V166L159 165ZM171 167V166H170ZM175 167V166H174ZM205 167V168H204ZM21 168H22V166H21ZM36 169H37V167H35ZM35 168H32V171H33V169H35ZM52 169V170H54V171H59V173H60V169ZM109 167H107V169H108ZM155 168V167H154ZM173 168V167H172ZM171 168V169H172ZM207 168V169H206ZM22 169H25V167L24 168H22ZM35 169V170H36ZM43 169V168H42ZM50 169V168H49ZM97 169H98V171H97ZM107 169H103V170H107ZM138 169V170H139ZM149 169H151V168H149ZM158 169V168H157ZM160 169V168H159ZM167 169V168H166ZM174 169V168H173ZM177 169V168H176ZM187 169V168H186ZM189 169H187L188 170V172L190 171V173L192 172L191 170H189ZM21 170V169H20ZM34 170V171H35ZM145 170V169H144ZM165 170V169H164ZM178 170V169H177ZM185 170V169H184ZM31 171V172H32ZM37 171V170H36ZM43 171V170H42ZM53 171V172H54ZM166 171V170H165ZM169 171V170H168ZM179 171V170H178ZM177 171V172H178ZM12 172V171H11ZM14 172H15V170H13V175H14ZM21 173L23 172V170L22 171H20ZM19 172V173H20ZM30 172V173H31ZM39 172V171H38ZM37 172V175L38 176H40L41 174H43V173H41L40 175H39V173ZM106 172V171H105ZM133 172V171H132ZM141 172V171H140ZM139 172V173H140ZM145 172H146V170H145ZM151 172V171H150ZM176 172V173H177ZM185 172V171H184ZM187 172V173H188ZM200 172V173H201ZM24 174H21L22 176H20V178H18V180L16 179L17 178V176H16V180L14 179V178H10V179H8V183H7V185L6 186H4V189H3V191L2 190H0L3 194H5V191L4 190H6L8 193L10 192V194H8V197H7V199H6V197H4V202L3 203H5L6 204V206H7V208H9V209H16L18 206H17V203L18 202H20V200L17 202L14 198H17L16 196H18V198H20V199H22L21 198V196L22 195H26L27 197H26V200L28 201V202H30V204L32 203L33 204V202H35L36 200L35 199H37L36 198V196H35V198L33 199V195H36L37 193H39V194H42L43 195V192H44V190H47V195L50 193L51 194V192H52V189L51 190H49V188H44L43 186L42 187H40V188H43V189H39L38 187L36 188V189H34V190H36V194H35V192H34V194L32 195L31 193L33 192V190H32V192L30 193V191H28L27 190V188L25 189L24 188V186L25 187H27L28 185L27 184H33V183H29V181L28 180H25V181H23L22 179L23 178H27V174L25 175V173L26 172H23ZM51 173H52V171H51ZM142 173V172H141ZM149 173V172H148ZM161 173H163V172H161ZM166 173H168L169 174V172H165V174ZM171 173V172H170ZM200 173H195V174H200ZM8 174V173H7ZM17 174V173H16ZM34 174V173H33ZM56 173L54 172V175H55ZM87 174V175H88ZM94 174L92 175V176H94ZM145 174H147V173H145ZM164 174V173H163ZM172 174V173H171ZM5 175H6V177H5ZM9 175H10V172H9ZM13 175H11V176H13ZM31 175V174H30ZM36 175V174H35ZM57 175V174H56ZM90 175V174H89ZM177 175V174H176ZM203 175V174H202ZM226 175H228V179L229 180H226V178L224 177V176H226ZM15 176V175H14ZM19 176V175H18ZM26 176V177H25ZM42 176H44V175H42ZM42 176H40V177H37V178H35V179H33L32 178V176H28V177H31L30 178V181L31 180H33L32 182H34V180H35V182H40L41 181V179H42ZM58 176V175H57ZM91 176V177H92ZM96 176V175H95ZM98 176V175H97ZM100 176V175H99ZM102 176V175H101ZM139 176V175H138ZM143 176V175H142ZM181 176V175H180ZM190 176V175H189ZM193 176H194V173H193ZM230 176V177H229ZM10 177V176H9ZM34 177H36V176H34ZM59 177V176H58ZM61 177H62V175H61ZM60 177V178H61ZM86 177V178H85ZM185 177V176H184ZM187 177H188V174H187ZM197 177V176H196ZM45 179H46V177H44ZM44 178H43V180L41 181V182H44ZM86 180H85V179ZM172 178V177H171ZM171 178H169V181L168 182H170V180H171ZM175 177H173V179H174ZM180 178V177H179ZM181 178H183V177H181ZM191 178V177H190ZM201 178H205V177H201ZM3 179H1V180H3ZM29 179V178H28ZM56 179H57V177H56ZM63 178H61V180H62ZM69 179V178H68ZM78 179V180H77ZM91 179V178H90ZM99 179V178H98ZM97 179V180H98ZM184 179V178H183ZM198 179H200V178H198ZM259 179L260 180H262V181H260V182H258L259 181ZM22 180V181H21ZM37 180H39V181H37ZM58 181H59V179H57ZM76 180V181H75ZM175 181L177 180V179H174ZM179 180V179H178ZM181 180V179H180ZM224 180H226V181H228V183L229 182H231V183H227V186L226 185H224ZM47 181H49L48 179H47ZM53 181H54V178H53ZM79 181V182H80ZM88 181V180H87ZM166 181V180H165ZM164 181V182H165ZM172 181V180H171ZM182 181V180H181ZM181 181H179V183L181 182ZM200 181H202L201 179H200ZM206 181H204V182H206ZM34 182V183H35ZM40 182V183H41ZM46 182V181H45ZM52 182V181H51ZM60 182V181H59ZM96 182V181H95ZM99 182H100V180H99ZM104 182H105V180H104ZM103 182V183H104ZM37 183V184H38ZM40 183H39V185L38 186H40ZM62 182H60V183H58L57 185H59V184H61ZM64 183V182H63ZM75 183V184H76ZM98 183V182H97ZM102 183V182H101ZM105 183H107V181L105 182ZM225 183V184H226ZM47 184V183H46ZM110 184V183H109ZM113 185H114V183H112ZM111 184V185H112ZM122 184V183H121ZM187 184V183H186ZM48 185V184H47ZM62 185V184H61ZM65 185H67L66 184V180H65ZM69 185H70V183H69ZM87 185H88V183H87ZM92 185V184H91ZM196 185V184H195ZM60 186V185H59ZM79 186V185H78ZM84 187L85 186V184H83V185H81V187ZM29 187V186H28ZM33 187V186H32ZM67 188L66 189H68V186H66ZM73 187V186H72ZM72 187H71V189H72ZM97 187V186H96ZM205 187V186H204ZM2 187H0V189H1ZM30 188V187H29ZM86 188V187H85ZM119 189H120V187H118ZM117 188V189H118ZM195 188V187H194ZM31 189V188H30ZM83 189V191L85 192L86 191V189L84 190V188H82ZM87 189H88V187H87ZM112 189H114V188H112ZM115 189H116V186H115ZM114 189V190H115ZM199 189V188H198ZM223 189V190H222ZM109 190H111V188L109 189ZM114 190H112V192H113V194L115 195L116 193L114 192ZM152 190H153V192H154V190L155 189H153L152 188ZM196 190H197V188H196ZM55 191V190H54ZM53 191V192H54ZM82 191V192H83ZM195 191V190H194ZM198 191V190H197ZM201 191V190H200ZM205 191V190H204ZM205 191V192H206ZM1 192H0V195H1ZM6 192V193H7ZM46 192V191H45ZM45 192H44V194H45ZM52 192V193H53ZM57 192V191H56ZM55 192V193H56ZM121 192V190H119V192L117 191V193L119 194ZM196 192V191H195ZM70 193V192H69ZM108 193V192H107ZM147 193V192H146ZM149 193V192H148ZM147 193V194H148ZM2 194V195H3ZM49 194V195H50ZM71 194V193H70ZM79 194H82V193H79ZM118 194H116L117 196H118ZM121 194V193H120ZM123 194H125V193H123L122 192V195H121V197L123 196ZM153 194V196H154V193H152ZM157 192L155 193V196L156 197H154V199L156 198L157 199V197L159 196L160 197V195L159 194H157ZM160 194H161V192H160ZM163 194V193H162ZM194 193H192V195H193ZM42 195H41V197H42ZM46 195V194H45ZM53 195H55L54 193H53ZM53 195L51 194L50 196H48V200H49V197L52 199H54L55 197H53ZM78 195V194H77ZM150 195V194H149ZM207 195V194H206ZM4 196V195H3ZM38 196V195H37ZM70 196V195H69ZM76 196V195H75ZM80 196V195H79ZM108 196H111L110 194L108 195ZM147 196V195H146ZM163 196V195H162ZM191 196V195H190ZM194 196H197V194L195 195L194 194ZM41 197H39V198H41ZM43 197H44V195H43ZM47 197V196H46ZM46 197L44 198V199H46ZM77 197V196H76ZM107 197V196H106ZM120 197V200L122 199ZM125 197V196H124ZM151 197V196H150ZM80 198V197H79ZM84 198V197H83ZM111 198V197H110ZM113 198V197H112ZM119 198V197H118ZM152 198V197H151ZM42 200H40V205H41V201H43V198H41ZM52 199V200H53ZM71 199V198H70ZM73 199H75V197L73 198ZM146 199H147V197H146ZM160 199V198H159ZM194 199V198H193ZM1 201H0V203H2V197H1V199H0ZM25 200V201H26ZM33 200H35V201H33ZM77 200H78V198H77ZM16 201V202H15ZM22 201V200H21ZM33 201V202H32ZM47 201V200H46ZM114 201V200H113ZM27 202V203H28ZM47 202H50V201H47ZM46 202V203H47ZM77 202V201H76ZM129 202V201H128ZM26 203V202H25ZM45 203V204H46ZM82 203V202H81ZM156 203H158V201H156ZM155 203V204H156ZM199 203H201V202H199ZM18 204H20V203H18ZM29 204V203H28ZM35 204V203H34ZM36 204H38V203H36ZM48 204H50V203H48ZM121 204H122V202H121ZM198 204V203H197ZM39 205V206H40ZM42 205H44V204H42ZM47 205V204H46ZM45 205V206H46ZM120 205V204H119ZM125 205V204H124ZM32 206V205H31ZM77 206V205H76ZM156 206H157V204H156ZM70 206H68V208H69ZM20 208V206L18 207V209H16V210H20L19 209ZM22 208V207H21ZM27 208V207H26ZM30 208V207H29ZM198 208V207H197ZM31 209H34V208H31ZM36 209V208H35ZM66 209V208H65ZM199 209H200V207H199ZM200 209V210H201ZM220 209H221V211H222V209L224 210V211H220ZM6 209H4V211H5ZM8 210V209H7ZM6 210V211H7ZM12 211V213L14 212L15 213V211ZM64 210V209H63ZM3 211V209H1L0 208V212H2ZM2 212V213H0V215H2L3 216V213L5 214L6 212ZM29 211V210H28ZM31 211V210H30ZM163 211V210H162ZM230 210H227L226 212L228 213ZM10 212H11V210H10ZM72 212V211H71ZM74 212V211H73ZM72 212V213H73ZM76 212V211H75ZM202 212V211H201ZM220 212V213H219ZM231 212V211H230ZM229 212V213H230ZM19 212H17V214H18ZM77 213V212H76ZM175 213V212H174ZM20 214V213H19ZM75 214V213H74ZM165 214V213H164ZM171 214V213H170ZM175 214H178V213H175ZM203 214V213H202ZM201 214V215H202ZM233 214V215H234ZM237 214H236V216H237ZM10 215V214H9ZM8 215V216H9ZM14 215V214H13ZM12 215V216H13ZM204 215H205V213H204ZM222 215V214H221ZM229 215V214H228ZM0 217V232L1 233H3L6 237H8L7 235H8V233H7V226H8V228L10 227V224L8 225V224H6L7 222V219H5V218H3V217ZM14 216H16V213H15V215ZM13 216V218H15ZM80 216H82V219L84 220L83 221V223L85 224V222H87L89 219H84L83 217V215H80ZM165 216V215H164ZM168 216V215H167ZM171 217H173L172 215H170ZM169 216V217H170ZM176 216V215H175ZM207 216V215H206ZM223 216H225L224 214H223ZM222 216V217H223ZM227 216V215H226ZM232 216V215H231ZM21 217V216H20ZM89 217V216H88ZM221 217V216H220ZM219 217V218H220ZM233 218H235L234 216H232ZM72 218H74V217H72ZM176 218V217H175ZM218 218V219H219ZM226 218V217H225ZM228 218V217H227ZM226 218V219H227ZM6 221H5V220ZM78 219V218H77ZM76 219V220H77ZM80 219H81V217H80ZM79 219V220H80ZM229 219H230V216H229ZM237 219V218H236ZM10 220V219H9ZM18 220H20V219H18ZM72 220V219H71ZM70 220V221H71ZM87 220V221H86ZM169 220H171V222H172V220H173V218H170ZM241 220V219H240ZM64 221V220H63ZM223 221H225L224 219H223ZM228 221V220H227ZM71 222H73V221H71ZM74 222H75V220H74ZM73 222V223H74ZM89 222V221H88ZM222 222V221H221ZM229 222H231V220L229 221ZM233 222H234V220H233ZM66 223V225H64V226H68L67 225V223L68 222H65ZM65 223H63V224H65ZM76 223V222H75ZM80 223V222H79ZM83 223H81V224H83ZM209 223H210V221H209ZM213 223H216V222H213ZM61 224V223H60ZM161 224V223H160ZM225 224V223H224ZM229 224H231V223H229ZM238 224V223H237ZM14 225V224H13ZM72 225V224H71ZM71 225H70V227H71ZM76 225H77V223H76ZM79 225V224H78ZM86 225V224H85ZM167 225H168V223H167ZM172 225H173V222H172ZM232 225V224H231ZM83 226V225H82ZM217 226V225H216ZM221 226V225H220ZM235 226V225H234ZM87 227H89V226H87ZM175 227V226H174ZM229 227H230V225H229ZM236 227H238V226H235V228ZM244 227V226H243ZM42 228V227H41ZM77 228H78V226H77ZM176 228V227H175ZM215 228V227H214ZM4 229L6 230V233L4 232ZM38 229H40V228H38ZM53 229V228H52ZM74 229V228H73ZM170 229V231H173L174 230V228H173V230L171 229V228H169ZM217 229H218V227H217ZM234 229V228H233ZM239 229V228H238ZM42 230H43V228H42ZM49 230V229H48ZM75 230H76V228H75ZM78 230V229H77ZM211 230V229H210ZM215 230H216V228H215ZM215 230L213 229V232H215ZM235 230V229H234ZM234 230H232V231H234ZM247 230V229H246ZM8 231H10L9 229H8ZM13 231V230H12ZM41 231V230H40ZM47 230L45 229V231L43 232V233H45ZM50 231V230H49ZM70 231V230H69ZM79 231H81V230H79ZM168 231V230H167ZM243 231V230H242ZM245 231V230H244ZM248 231V230H247ZM30 232V231H29ZM29 232H28V235H29ZM39 232V231H38ZM78 232V231H77ZM212 232V231H211ZM231 232V231H230ZM0 233V236L2 235ZM74 233H75V231H74ZM176 233V232H175ZM209 233V232H208ZM219 233H220V231H219ZM224 233V232H223ZM232 233H234V232H232ZM11 234V233H10ZM9 234V235H10ZM40 234V232L38 233V235ZM42 234V233H41ZM47 233H45V235H46ZM79 234H81L80 232H79ZM173 234V233H172ZM214 234H216V232L214 233ZM257 234V233H256ZM27 236V234H23V236ZM31 235V234H30ZM52 235V234H51ZM82 235V234H81ZM176 235V234H175ZM210 235V234H209ZM217 235V234H216ZM246 235V234H245ZM244 235V236H245ZM11 236V235H10ZM12 236H13V234H12ZM15 236V235H14ZM42 236V235H41ZM48 236V235H47ZM54 236V235H53ZM79 236V238H80V235H78ZM177 236V235H176ZM208 236V235H207ZM243 236V235H242ZM258 236V237H259ZM1 237H3V236H1ZM18 237V236H17ZM170 237V236H169ZM172 237H174V236H172ZM25 238V237H24ZM39 238V237H38ZM45 238H46V236H45ZM48 238H50V237H48ZM81 238H82V236H81ZM215 238V237H214ZM7 239H11V238H7ZM40 239V238H39ZM43 239V238H42ZM51 239V238H50ZM55 239V238H54ZM176 239V238H175ZM221 239H223V238H221ZM25 240V239H24ZM28 240V239H27ZM48 240V239H47ZM52 240V239H51ZM50 240V241H51ZM77 240V239H76ZM82 240H83V238H82ZM220 240V239H219ZM26 241V240H25ZM73 241V240H72ZM78 241V240H77ZM177 241V240H176ZM221 241V240H220ZM262 241H260L261 242V244H262ZM159 242V241H158ZM33 243V242H32ZM36 242H34L33 244H35ZM22 245H24L23 243H21ZM51 244V243H50ZM53 244V243H52ZM256 244V243H255ZM38 245V244H37ZM37 245H35L36 247H37ZM245 245V244H244ZM26 246H27V244H26ZM31 246V245H30ZM34 246V245H33ZM160 246H161V244H160ZM260 246V245H259ZM254 247V246H253ZM252 247V248H253ZM27 248V247H26ZM29 248V247H28ZM33 248V247H32ZM165 248V247H164ZM255 248V247H254ZM254 248L252 249V250H254ZM258 248V247H257ZM35 249V248H34ZM101 249H102V247H101ZM209 249V248H208ZM240 249V248H239ZM242 249V248H241ZM260 249V248H259ZM79 250V249H78ZM98 250V249H97ZM104 250H106V249H104ZM229 250V249H228ZM99 251H101V250H99ZM221 251V250H220ZM239 251H241V250H239ZM247 251V250H246ZM248 251H251V250H248ZM256 250H254V252H255ZM35 252V251H34ZM95 252H96V250H95ZM105 252V251H104ZM210 253H209V257L210 258H212L213 257V255H212V252L211 251H209ZM236 252V251H235ZM242 252V251H241ZM244 252V251H243ZM253 252V253H254ZM259 252V251H258ZM82 253V252H81ZM85 253V252H84ZM98 254H99V252H97ZM245 254H244V256L246 255V252H244ZM252 253V252H251ZM250 253V254H251ZM232 254V253H231ZM230 254V255H231ZM241 254V253H240ZM243 254V253H242ZM260 258H261V260H260V264H264V250H262L260 253ZM33 255V254H32ZM215 255V254H214ZM217 255H219V254H217ZM239 255V254H238ZM30 256V255H29ZM34 256H37V255H34ZM237 256V255H236ZM243 256V255H242ZM217 257V256H216ZM27 259H28V257H26ZM33 258H35V257H31V259H33ZM37 258V257H36ZM35 258V259H36ZM72 258V257H71ZM219 258V257H218ZM224 258V257H223ZM230 258V257H229ZM252 258V257H251ZM258 258H259V256H258ZM228 259V258H227ZM231 259V258H230ZM230 259H229V261H230ZM253 259V258H252ZM254 259H256L255 257H254ZM30 260V259H29ZM212 260V259H211ZM215 260V259H214ZM220 260V259H219ZM225 260V259H224ZM25 261V260H24ZM34 261V259L32 260V261H30V262H33ZM213 261V260H212ZM250 260H248V262H249ZM258 261H259V259H258ZM12 262V261H11ZM10 262V263H11ZM29 262V261H28ZM213 262H218V260H216V261H213ZM212 262V263H213ZM220 262V261H219ZM228 262V261H227ZM14 263V262H13ZM27 263V262H26ZM35 263V262H34ZM172 263V262H171ZM175 263V262H174ZM222 263V262H221ZM36 264V263H35ZM37 264H38V261H37ZM168 264V263H167ZM216 264V263H215Z\"/></svg>",
	"mask_w": 264,
	"mask_h": 264
}]
</instances>
